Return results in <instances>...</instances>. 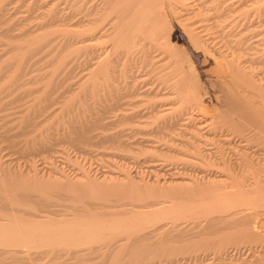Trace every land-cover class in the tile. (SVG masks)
<instances>
[{
  "label": "rangeland",
  "instance_id": "374dc122",
  "mask_svg": "<svg viewBox=\"0 0 264 264\" xmlns=\"http://www.w3.org/2000/svg\"><path fill=\"white\" fill-rule=\"evenodd\" d=\"M19 1V2H18ZM24 1V2H23ZM68 1V2H67ZM74 1H75V3H74ZM84 1V2H83ZM92 1V2H91ZM100 1H101V3H100ZM107 2V1H105V0H77V2H76V0H7V1H5V0H0V9H3L4 10V12L6 13H4V12H1L2 14L1 15H3V16H0L1 17V20L2 19H5V20H2V21H0L1 22V25H0V65L2 66H0L1 68H0V74H1V76L6 72L7 73V75H6V77H5V75L0 79V88L3 90V89H6L5 90V92L4 91H1V89H0V91L2 92V93H4L3 94V96H2V93L0 94V102L1 101H3V100H6L7 98V100L6 101H4V102H1V105H0V118H1V120H0V133H2V134H0V180H4V181H0V187L1 188H3V189H1L0 188V191L2 190H5L6 188H8L9 190H10V188H11V190L9 191V190H7L8 191V193H11V194H9V195H12V193L15 191V193L16 192H25V193H27L28 194V192H29V194H28V196H30L31 197V195L30 194H32L33 196H36L37 198H39V196L40 197H42L43 199H46L47 198V200H53L54 201V199L53 198H55V196H59L58 198H55V200H57V199H59V200H57L56 201V203L57 204H55V202H54V204L52 205V206H50V207H48V208H44V210L46 211V213L44 212H42L41 213V211L38 213V211L39 210H37V212L35 213V211L36 210H34V209H31V208H28L27 209V207H22V209H21V211L19 212V213H17L18 215H21L22 214V212L25 214H22V215H24L25 217H31V215H38V214H42V215H49V217L50 216H52V218H60V217H64V216H67V217H69L70 215H72V216H74L75 214H76V216H80V217H94V218H101L103 215V217L104 218H108L107 216H109L111 213H112V211L114 212V214L116 215V214H119V212L121 213V214H127L128 212H129V210H132V211H138V208L137 207H135V205H136V203H141L142 201L143 202H145V200L147 201V198L149 197L150 199H148L149 201H153V195L156 193V191L157 190H159V188H162L163 186H165V187H163L165 190H167V188H168V190H171V188H170V186H173V188H176V187H178V186H175V184H168V183H166V184H160L161 182H156L155 183V177L156 176H154V173L156 172V175H158V177H168V175L169 174H167L168 172L170 173H174V172H177L179 175H186V173L188 174V172H192V170H194L193 169V167H191L190 166V164L191 163H188L189 164V166H187V165H184L183 163L185 162V164L187 163L186 162V160L184 161V157L186 156L185 154H184V152H182V151H184L183 150V148L184 147H182V143L184 142V139L186 140V137H187V139H188V137L192 134L191 132L193 131V128H192V130L190 129V127H189V129H190V131L188 130V128H187V130L189 131V132H187L186 133V127H188V125L187 124H189L188 122H189V120H192V119H189L188 121L187 120H185V121H183V120H180V121H178V123L176 122L175 124L177 125V126H175V124H172V125H170L169 124V122L167 121V119L169 118V114H171V112H173V114H174V112H176L177 113V111L178 110H180V111H182L183 110V108H181L180 109V107H182V106H184L183 104L184 103H182V105L180 104L181 102H180V100H178V97L180 98V96H178V95H176L175 93H171L172 92V89H168V88H166L165 89V86H168L167 84L169 83V82H165L166 84H164V85H162V87H161V85H158V84H156V83H158L159 81H161V78H160V72L162 71V72H164V71H166V70H162L161 68L163 67V66H167V64H168V62H170V60H169V58L168 57H166L167 56V54H166V52L164 51V48H162L163 46H162V44H161V39H159V35H155V33L153 34V42L154 43H150L149 42V44H147L146 46H141V45H137L136 46V48H135V52H137V51H139L141 54L143 53L144 54V52H146L145 54H144V57L143 56H141V54L139 53V52H137V53H134V55L132 56V65H131V63L129 64L128 62H125V64H126V68H128L129 70H127V72L128 71H131L130 72V74L129 73H127L126 72V68L124 67L125 65L124 64H121V65H119V64H117V65H115V69L117 70H115L114 68V70L113 71H111V74L110 75H113V74H115V75H113V77L112 76H110V75H108V80L110 81H108V80H106V79H103V81H105V82H108V84H105V83H102V81H101V79L102 78H106V76H102L101 77V79L100 78H98V79H100V80H98V81H95V80H91V78H92V74H90V73H93V72H91V70H94V67H95V70L97 69L96 67L98 66V65H96V59H93V60H91L90 59V52H91V48L93 47V49H94V47L96 48V46H98V48H96V49H101V51H97L96 49V51H97V53L98 54H96L95 52H94V54L95 55H99V54H101L102 52H103V49L106 47V46H108L110 43H111V41H109L110 39L109 38H107V37H101V39L102 40H100L99 38L97 39V40H95V42H98L99 44H95L94 42H90V45H87V47H89V48H84L83 47V49H85V51H83L84 53H86L87 51H89V52H87V54L85 55L83 52H82V48H80L81 49V51H80V49L78 48V50H79V52L77 51V49H76V51L79 53L78 55H77V52L74 50L73 51V49H71V51H69L70 50V48L72 47V45H71V43L69 42L70 41V37L69 36H72V34L70 35V29H71V27H74V28H76L78 25H80V24H78V23H82L83 24V22H84V24H85V22H86V20H88V18H89V20H90V18H92L93 17V15L94 14H97V13H94L96 10H94V9H92V7H94V8H99L100 6H103L104 7V5H103V2ZM247 1V2H246ZM252 1V2H251ZM257 1V2H256ZM6 2H8V3H6ZM31 2V3H30ZM39 4H38V3ZM86 2V3H85ZM221 2H223V3H221ZM230 2V3H229ZM239 4H238V3ZM263 2V3H262ZM15 3V4H14ZM104 3V4H105ZM220 3V4H219ZM236 3V4H235ZM250 3V4H249ZM8 5V8H7V5ZM56 4H57V6H56ZM74 4V5H73ZM101 4V5H100ZM177 4V5H176ZM175 5H174V13H172V14H175L176 12V16L175 15H172L171 14V12L170 13H168L167 14V19H168V21L170 22V26H172V28L170 27V39H171V41L173 42V43H175V44H177V45H179V46H181L182 48H184L183 46H185V51H187V52H189L188 54H189V56H190V60H192L193 61V66H194V68H192L193 70L192 71H194L193 73H194V75H198V76H195L197 79L199 78V83H201L203 86V90L205 91V93H207L206 94V96H204V98L206 97L207 98V95H208V98L205 100H203V99H200L199 100V98L197 99V104H199V106L197 107V105H196V107H193V108H190V110H188L186 107H184V108H186L187 109V111H186V109L185 110H183V113H185V112H187V114L185 113L184 115H183V118L184 117H187L186 115H188V111L190 112V114H191V116L193 117H195V116H198V117H200V119H202V120H200L199 118H197V120L195 119V121H198L199 120V122L200 121H202V122H208L210 119H212L213 120V118H214V120L217 118V116H216V109H217V107L218 106H220V104H221V102H222V104H224V102L222 101L223 100V96H222V94L226 91V84H229L230 86H231V80H229V79H231L230 78V75H229V72H227V70H226V67L224 66V62L222 61L223 59H217V58H214V56H212L211 55V53H205L204 52V50H203V48H198V46L196 47V46H192L191 47V43H189L188 41V38H187V35H185L186 33H185V31H183L182 30V24L184 23V24H187L188 25V23H190L189 25H192L191 27H197V29H198V27H200L198 30H204V32H206V30H207V32L209 33V35H210V43L207 41L206 43H207V46H208V48H209V46H210V48L209 49H211V52H212V54L213 53H216V55H217V53H218V51H216V49L218 50V49H220L221 51L220 52H222V50L224 49V48H226V47H224V45H223V43L222 42H224V44H228L227 45V47H230V46H232V48H234V47H236L235 49H233L234 51L233 52H231V54H229L227 51H228V49L226 48V49H224L223 51H224V53H226L228 56L230 55V56H237L236 58H238V55H241L240 56V58H238V59H240V61H242L243 59L242 58H244V60L245 59H252V58H255L256 60L258 59V57H260L255 63H257V64H252V68L253 69H251L252 71H254V69H255V71H254V73H259V75H260V77H262L263 78V80H264V0H179V3H176ZM213 4V5H212ZM217 4H218V6H217ZM222 4V5H221ZM260 4V5H259ZM263 4V5H262ZM39 5V6H38ZM65 5V6H64ZM80 5H81V7H80ZM100 5V6H99ZM106 5V4H105ZM123 4H120V6H122ZM219 5H221V6H219ZM226 5H228V6H226ZM231 5V6H230ZM258 5V6H257ZM4 6H6V8L4 9ZM15 6V7H14ZM53 6V7H52ZM60 6H61V8H60ZM80 8V10H79V8ZM91 6V7H90ZM95 6H98V7H95ZM109 6V5H108ZM124 6V5H123ZM119 7L120 9H125L126 7L124 6V7ZM200 6V7H199ZM226 6V7H225ZM230 6V7H229ZM245 6V7H244ZM255 8H254V7ZM259 6H260V8H259ZM51 7V8H50ZM58 7V8H57ZM78 9H77V8ZM85 7H87V8H85ZM90 7V8H89ZM117 6L114 8V9H118L119 10V8H118ZM220 7V8H219ZM243 7V8H242ZM54 8V9H53ZM58 9V15H57V12H55V11H57V9ZM60 8V9H59ZM63 8V9H62ZM89 8V9H88ZM218 8L221 10V12H223L224 11V13L222 14L221 12H220V10H218ZM11 9V10H10ZM52 10V12H50L51 10ZM62 9V10H61ZM69 9V10H68ZM214 9V10H213ZM253 9V10H252ZM71 10V11H70ZM87 12H86V11ZM91 10L93 11V12H91ZM108 10V9H107ZM116 10L114 11V12H111L109 15L111 16L110 17V19H112V20H105V23L107 24H111V25H114V24H119V22H120V20H119V17H120V19H121V16H122V13L119 11V12H116ZM117 10V11H118ZM207 10V11H206ZM212 10V11H211ZM240 10V11H239ZM46 11V12H45ZM83 11V12H82ZM89 11L91 12L90 14H92V13H94V14H92V17H90V14L88 15V13H89ZM198 13H197V12ZM219 11V12H218ZM50 12V13H49ZM62 12V13H61ZM81 13L80 15H78V14H76V13ZM232 12V13H231ZM241 12H243L242 14H241ZM252 14H251V13ZM254 12V13H253ZM259 12H261V13H259ZM59 13H61V15L63 14V16H67L66 18H67V20H66V18H63V16H61V15H59ZM201 13V14H200ZM238 13H240V14H238ZM45 14V15H44ZM67 14V15H66ZM71 14H73V15H71ZM75 14V15H74ZM85 14V15H84ZM171 14V15H170ZM219 14H222V16L220 15L219 16ZM225 14V15H224ZM229 16H228V15ZM52 15V16H51ZM53 15H56V21H55V19H54V16ZM77 15L79 16V17H77ZM108 15V16H109ZM116 16V18H114V17H112V16ZM215 17H214V16ZM217 15H218V17H217ZM259 15V16H258ZM262 15V16H261ZM32 16V17H31ZM34 16V17H33ZM60 18V22H61V25L59 24V22L57 23V20L59 21V19H58V17ZM69 16H70V20L73 22H70L69 23ZM86 18H85V17ZM89 16V17H88ZM95 16H97V15H95ZM94 16V17H95ZM172 16H174V17H172V19H171V17ZM261 16V17H260ZM43 17V18H42ZM45 17V18H44ZM83 17V18H82ZM180 17V18H179ZM241 17V18H240ZM259 17V18H258ZM28 18V19H27ZM32 18V19H31ZM86 19V20H83V19ZM113 18H114V20H113ZM187 18V19H186ZM216 18V19H215ZM224 18V20H222ZM225 18H226V20H225ZM238 18V19H237ZM243 18V19H242ZM41 19H43V20H41ZM51 20V22H55V23H51V25L53 24V29L54 28H58V27H61V26H63L64 27V24L66 23L67 25H68V23H69V27L71 26V25H73V26H71L70 27V29L68 30V29H64V31L65 30H67V31H70L69 33H67V31H66V33L67 34H69V36H67V34H66V36L67 37H69V38H67L66 36H64V38L65 39H61V37L63 36V35H65L64 33H60V31H58V33L57 32H54L53 31V29H50V30H46V28H44L45 30H43V26L44 27H46L47 26V28H51V26H50V24H49V22H50V20ZM62 19H63V22H62ZM65 19V20H64ZM73 19V20H72ZM82 19V20H81ZM118 20V21H116V20ZM231 19V20H230ZM185 20H187V21H185ZM228 20V21H227ZM230 20V21H229ZM246 20V21H245ZM4 21V22H3ZM49 21V22H48ZM80 21V22H79ZM184 21V22H183ZM219 21H221L220 23H219ZM240 21V22H239ZM243 21V22H242ZM65 22V23H64ZM76 22H78L77 24L78 25H74ZM231 24H230V23ZM3 23V24H2ZM63 23V24H62ZM72 23V24H71ZM88 21H87V25H88ZM193 23V24H192ZM212 23V24H211ZM232 23H233V25H232ZM257 23V24H256ZM46 24V25H45ZM71 24V25H70ZM83 24V25H84ZM107 24V25H108ZM109 24V25H110ZM217 24H219V25H217ZM237 24H239L238 26H237ZM251 24V25H250ZM50 27H49V26ZM55 25V26H54ZM57 25V26H56ZM67 25H65L66 26V28H67ZM200 25V26H199ZM210 25V26H209ZM217 25V26H216ZM220 25H223V26H220ZM225 25H227V26H225ZM229 25V26H228ZM250 25V26H249ZM263 25V26H262ZM10 26V27H9ZM202 26H204V27H202ZM225 26V27H224ZM231 26V27H230ZM236 26H237V28H236ZM242 26V27H241ZM253 26V27H252ZM23 27V28H22ZM81 27V26H80ZM202 27V28H201ZM220 29H219V28ZM233 27V28H232ZM74 28L73 29H71L73 32H74ZM77 28H79V26L77 27ZM82 28V27H81ZM208 28V29H207ZM212 28V29H211ZM256 29V31H254V29ZM4 29H11V31H9L8 30V32L7 31H5ZM21 29V30H20ZM25 29L27 30V33H29V32H31V30L33 31V32H35L36 30H37V35L36 34H34L33 32V35H36V37L35 36H33V35H31L32 33H30L28 36L27 35H24L23 36V34H24V32H25ZM30 29V30H29ZM34 29V30H33ZM59 29V28H58ZM217 29H218V32H217ZM239 29H241L240 31H239ZM242 29H244V30H242ZM24 30V31H23ZM29 30V31H28ZM59 30H61V28L59 29ZM76 30V29H75ZM220 30H223V31H225V32H223V34H225V35H227V36H225V38H224V35H221V32H220ZM227 30V31H226ZM229 30H230V32L231 33H228L227 34V32H229ZM237 30H238V32H240V33H238L237 32ZM4 31H5V34H4ZM18 31H20V32H22L21 34H20V32H18ZM43 31H46V34L43 36V34H42V36L43 37H47V38H51L50 36H52V38L51 39H49V40H47L46 39V37H45V39L43 40V38H42V36H41V38H40V36L39 35H41V34H38V32L40 33H42ZM47 31H49V33L47 32ZM62 31V30H61ZM63 31V32H64ZM77 31H78V29H77ZM154 31V30H153ZM216 31V32H215ZM258 31L260 32V33H258ZM3 32V35L1 34ZM7 32V33H6ZM13 32V34L11 35V33ZM184 32V33H183ZM237 32V33H236ZM18 33H19V35H21L22 37H19V35H18ZM27 33H25V34H27ZM43 33H45V32H43ZM54 33H55V36L57 37V39L54 37ZM72 33V32H71ZM74 33H76V31L74 32ZM203 33V32H202ZM208 33H204V34H206V36H209L208 35ZM247 33H249V34H247ZM9 34V35H8ZM14 34H16V37H15V35ZM59 34H61L62 36H60ZM184 34V35H183ZM217 34V35H216ZM220 34V35H219ZM242 34V35H241ZM47 35H49V36H47ZM73 35H75V34H73ZM215 35V36H214ZM230 35H232V36H234V37H232V36H230ZM240 35V36H239ZM245 35V36H244ZM248 35L250 36V37H248ZM12 36H13V38L15 37L16 39H18L19 40V42L22 44V45H20V43H13V41L11 42V38H12ZM33 37V38H36L38 41H41L42 43H44L45 42V40H47L48 41V43L50 42V40H52L53 39V37H54V40H57V41H54V40H52V42H50L51 44H49V45H51L50 47H49V45H47L46 46V44L44 45H40V43H39V45L37 44V40H35V39H33V40H35V41H33L32 39H30L29 40V38L30 37ZM156 36H158L157 37V39H154V38H156ZM183 36H186V37H183ZM223 37V38H221V37ZM241 36H243L242 38H240ZM254 36V37H253ZM256 36V37H255ZM40 38V40H39V38ZM213 37L215 38V39H213ZM219 37V39H217ZM239 37V38H238ZM258 37V38H257ZM22 38V39H21ZM24 38V39H23ZM63 38V37H62ZM211 38H212V40H211ZM229 38H230V40L231 41H234L233 43L230 41L229 42ZM240 39V40H237V42L235 41L236 39ZM27 40V41H32V42H35L34 44H31V43H27L26 41H24V40ZM60 39H61V43L63 42V41H66V39H69V41H68V44L66 45V44H64L65 42H63V45L62 44H60L59 45V43H60ZM72 39H73V36H72ZM71 39V40H72ZM103 39H105V41L103 42ZM244 39V40H243ZM253 39V41H251ZM13 40H15V39H13ZM20 40H22V41H24V42H21ZM43 40V41H42ZM63 40V41H62ZM156 40H158L160 43H158V42H156ZM217 40V41H216ZM243 40V41H242ZM94 41V40H93ZM248 41H249V44H248ZM251 41V42H250ZM254 41H256V44H255V42ZM15 42V41H14ZM67 42V41H66ZM103 42V43H102ZM188 42V43H187ZM214 43L215 42V44H216V42H217V48H216V45H213L212 46V43ZM221 42V43H220ZM227 42V43H226ZM47 43V44H48ZM58 44V45H56V44ZM72 43H73V41H72ZM107 43V44H106ZM143 43H145V41L143 42ZM148 43V42H147ZM156 43V44H155ZM240 43V44H239ZM243 43V44H242ZM7 44V45H6ZM31 44V45H30ZM36 44L38 45V47H36ZM55 44V45H54ZM74 44H77V43H73V45ZM79 44V43H78ZM93 44L95 45V46H93ZM102 44H104V45H102ZM158 44V45H157ZM188 44V45H187ZM208 44H210V45H208ZM219 44H222L223 46H220V47H222V48H220L218 45ZM238 44V45H237ZM258 44V45H257ZM4 45V46H3ZM12 45L13 46H15V48L16 49H11L12 48ZM53 45H54V47H53ZM62 45V46H61ZM92 45V47L90 48V46ZM101 45V46H100ZM233 45H235V46H233ZM254 46V50H250V49H252V48H249V50H248V46ZM42 47L41 49L39 48V47ZM44 46V47H43ZM68 46H71V47H69V48H67V50H66V47H68ZM75 46V45H74ZM80 46V45H79ZM78 46V47H79ZM83 45L81 44V47H82ZM105 46V47H104ZM151 46V47H150ZM153 46V47H152ZM158 46H159V49H158ZM226 46V45H225ZM242 46V47H241ZM258 47V49H256L257 47ZM9 47H11V48H9ZM25 47L26 48H28L27 50H28V52H29V49L31 48V50H32V48L34 49V50H37V52H35L34 50H32L31 51V53L34 55L32 58H31V53L29 52L28 54H30V55H27V51L25 50ZM46 47V48H45ZM51 47H53V48H51ZM64 47V48H63ZM75 47H77V45L75 46ZM101 47V48H100ZM161 47V48H160ZM214 47V48H213ZM219 47V48H218ZM238 47V48H237ZM242 49V51L243 52H241V49ZM243 47H245L244 49H243ZM256 47V48H255ZM21 49V52H22V54L20 53V55H19V51H20V49ZM38 48V49H37ZM51 48V49H50ZM73 48V47H72ZM144 48V49H143ZM147 48V49H146ZM150 48V49H149ZM216 48V49H215ZM18 49H19V51H18ZM45 49H48V50H45ZM61 49H63V50H61ZM65 49V50H64ZM69 49V50H68ZM138 49H143L144 50V52H142V50H138ZM146 49V50H145ZM193 49V50H192ZM196 49H198L197 51H196ZM200 49V50H199ZM10 50V51H9ZM13 50V51H12ZM26 52H25V51ZM39 50V51H38ZM44 50V51H43ZM53 52H51V51ZM152 51V52H150V51ZM192 50V51H191ZM203 50V51H202ZM214 50V51H213ZM225 50H227V51H225ZM229 50H231V49H229ZM238 50H239V53L241 52L242 54H238L237 52H238ZM3 51V52H2ZM42 51V52H41ZM48 53H47V52ZM60 51V52H62V54L61 55H63L62 57L64 58V56H66L67 58H65V60H62V61H60L61 63L60 64H62V63H64L63 61H65V62H67L66 64H63V65H61L62 67H60V65L59 66H56V67H60V69L57 71V73L58 74H56V73H53V72H50V70L52 71L53 70V66H55V65H57V63H59V60H60V58L59 57H57L58 55L57 54H59L60 55V52L58 53V52ZM68 51V52H67ZM93 51V50H92ZM149 51V53L147 54V52ZM191 51V52H190ZM196 51V52H195ZM35 52V53H34ZM70 52V56H69V54H67V53H69ZM74 52H76L75 54H74ZM82 54H81V53ZM202 52H204V53H202ZM12 53V54H11ZM18 53V54H17ZM37 53H39V54H37ZM45 53V54H44ZM47 53V54H46ZM64 53H66V55H64ZM151 53H153V56H152V54ZM223 53V52H222ZM256 54L257 53V55L256 56H252V55H249V54ZM259 53V54H258ZM17 54V55H16ZM44 54V55H43ZM49 54V55H48ZM74 56H73V55ZM81 54V55H80ZM94 54H91V55H93L94 56ZM136 54V55H135ZM147 54V55H146ZM161 54V55H160ZM219 54V53H218ZM19 55V56H18ZM46 55V56H45ZM61 55H60V57H61ZM78 56V57H76V56ZM89 55V56H88ZM101 55H103V54H101ZM101 55H99L100 57H101ZM209 55V56H208ZM243 55V56H242ZM15 57V59H13L12 57ZM21 56V57H20ZM22 56L23 57H25V56H28L29 57V59H27L26 61H25V59L26 58H28V57H26L25 59L24 58H22ZM36 56V57H35ZM43 56V57H42ZM49 56V57H48ZM83 56H85L84 58H83ZM86 56H88V57H86ZM92 56V58H94ZM98 56V57H99ZM198 56V57H197ZM258 56V57H257ZM8 59H6V58ZM9 57V58H8ZM48 57V58H47ZM54 57H55V59H54ZM62 57H61V59H62ZM68 57H69V59H68ZM75 57V58H74ZM81 57V58H80ZM135 57H136V59H135ZM138 57H141V58H138ZM145 57H147V59L145 58ZM151 57H152V59H151ZM161 57V58H160ZM17 58L19 59L18 61V63L21 65V66H19V64L17 63ZM47 58V59H46ZM50 58V59H49ZM70 58H72V59H70ZM96 58V57H95ZM152 60H150V59ZM22 59V60H21ZM34 59H37V60H34ZM41 59V60H40ZM43 59H44V61H43ZM52 59V62H53V64L52 63H49L50 61L49 60H51ZM67 59H68V61H67ZM146 59V60H145ZM156 59V60H155ZM24 60V63H22V61ZM31 60H32V62H31ZM38 60H40V62L38 61ZM69 60H71V61H69ZM73 60V61H72ZM88 60H89V62H88ZM98 60V59H97ZM125 60V59H124ZM142 60V62H140ZM147 60H148V62L150 61V64L149 63H147ZM169 60V61H168ZM263 60V61H262ZM14 63H13V62ZM27 61H29V63L27 62ZM37 61H38V63H37ZM49 61V62H48ZM84 61V62H83ZM88 62V64H87V62ZM122 61V60H121ZM121 61H120V63H121ZM126 61V60H125ZM144 61V62H143ZM26 62V63H25ZM37 64H36V63ZM43 62V63H42ZM74 62V63H73ZM80 62V63H79ZM84 63V65H82L83 63ZM91 62H93V63H91ZM136 62V63H135ZM158 62L161 64H158ZM30 63H32V65H34V66H32ZM72 63H73V65H72ZM141 63V64H140ZM145 63V64H144ZM248 62H244V63H241V64H243V65H246ZM10 64H12L10 67H9V65ZM18 64V65H17ZM25 64H26V66H25ZM43 64H45V65H43ZM68 64V65H67ZM128 64V65H127ZM146 64H147V66H146ZM251 64V63H250ZM17 65V66H16ZM29 65V66H28ZM38 65V66H37ZM44 66V68H45V71H44V68L42 67V66ZM64 65H65V67L66 68H64ZM67 65V66H66ZM71 65V66H70ZM82 65V66H81ZM88 65H90V66H88ZM93 66V69H92V66ZM96 65V66H95ZM122 65H123V67H122ZM129 65H131V66H133L132 67V69H131V67L129 66ZM137 65V66H136ZM249 65V64H248ZM3 66H6V68L5 67H3ZM16 66V67H15ZM25 66V67H24ZM31 66V67H30ZM68 66H69V68H68ZM120 66L122 67V68H120ZM128 66V67H127ZM156 66H158V67H161V68H159V69H157L158 67H156ZM192 66V67H193ZM247 66V65H246ZM21 67H22V69H21ZM37 69H40V70H35V68ZM39 67H41V68H39ZM47 67H48V69H49V71L48 70H46L47 69ZM55 67V69L53 70L54 72H56L55 70L57 69ZM32 68V69H31ZM77 68V69H76ZM80 68V69H79ZM124 68V69H123ZM136 70V71H138V72H135L134 71V69ZM152 68V69H151ZM163 68V69H164ZM9 69H11V74H10V71H8ZM66 71H65V70ZM122 69L124 70V71H122ZM7 70V71H6ZM32 71V73H30L31 71ZM62 72H61V71ZM118 70H119V72H118ZM232 70H233V67H232ZM21 71V72H20ZM22 71H23V73H22ZM27 71V72H26ZM14 72H15V75H14ZM24 72H26L25 74H24ZM33 72H34V74H33ZM83 72V73H82ZM114 72V73H113ZM148 72V73H147ZM157 72V73H156ZM239 72V71H238ZM238 72H237V74H238ZM262 72V73H261ZM3 73V74H2ZM21 73H22V77L23 78H21V77H19L20 75H21ZM42 73V74H41ZM88 73L90 74V77L91 78H89L88 76ZM119 73H121V74H119ZM125 73H127V74H125ZM197 73V74H196ZM19 74V76H16V75H18ZM31 74H32V76H31ZM126 75V78H125V76L124 75ZM129 74V75H128ZM131 74H133V75H131ZM136 74V76H134ZM159 74V75H158ZM237 74H235V76L233 75V81L234 82H238V83H241V85L243 84V80H242V78H239V75H237ZM262 74V75H261ZM45 76L44 78L45 79H43L42 77L43 76ZM49 75H50V78H49ZM58 75H60V76H58ZM83 75V76H82ZM156 75H158V76H156ZM237 75V76H236ZM0 76V77H1ZM12 76L14 77V79L16 80H14L13 78H12ZM16 76V77H15ZM28 76V77H27ZM31 77V79H30V77ZM39 76V77H38ZM48 76V77H47ZM78 76V77H77ZM81 76V77H80ZM156 76V77H155ZM12 79H11V78ZM110 77V78H109ZM121 77V78H120ZM128 77V78H127ZM136 77V78H135ZM157 77H159L158 79H159V81H158V79H157ZM4 78V79H3ZM8 78H10L11 80H13V81H11V80H9L8 81V83L7 84H5V85H2L3 84V82H4V80L5 81H7V79ZM24 78L26 79V78H29V79H26V80H24ZM33 78V79H32ZM34 78H36L35 80H34ZM91 80V81H95L96 82V84H95V82L94 83H91V81L89 80V79ZM123 78V79H122ZM147 78V79H146ZM151 78V79H150ZM2 79H3V82H2ZM41 79V80H40ZM52 79H53V81H52ZM83 81H82V80ZM86 79V80H85ZM115 79V80H114ZM122 79V80H121ZM127 79V80H126ZM130 79V80H129ZM137 79V80H136ZM21 82H20V81ZM34 80V81H33ZM40 80V81H39ZM57 80H59V81H57ZM68 80V81H67ZM70 80V81H69ZM72 80V81H71ZM114 80V81H113ZM124 80H126V81H124ZM154 80V81H153ZM222 80H224V82H222ZM242 80V81H241ZM18 81H19V83H18ZM35 81H37L38 82V84L39 83H41L39 86L37 85V82H35ZM45 81H46V83H45ZM101 81V82H100ZM112 81V82H111ZM2 82V83H1ZM10 82H11V84L13 83V82H15V83H13V86L10 84ZM16 82H17V84H16ZM23 82V83H22ZM34 82L36 83V84H34ZM146 82V83H145ZM148 82V83H147ZM162 83H164L163 81H161ZM161 82H159V84H161ZM171 82V81H170ZM222 82V83H221ZM227 82H230V83H227ZM4 83H6V82H4ZM42 83H44V85L46 86H44V85H42ZM50 83V84H49ZM83 83V84H82ZM90 83V84H89ZM100 83V84H99ZM118 83V84H117ZM127 84V86H126V84ZM130 83H132L131 85H130ZM135 83V84H134ZM143 83H145V85L143 84ZM224 83H225V85H224ZM17 85L16 87H15V85ZM22 84V85H21ZM26 84V86H24V87H27L26 89H23V85H25ZM28 84V85H27ZM31 84L34 86L35 85V88H33V86H31ZM48 84H49V86H48ZM76 84V85H75ZM99 84V85H98ZM223 84V85H222ZM237 84V83H236ZM8 85H10V87L9 88H6V87H8ZM42 85V86H41ZM81 85V86H80ZM95 85V86H94ZM107 85H109V86H107ZM132 87H130V86ZM132 85H134V86H132ZM137 85V86H136ZM139 85V86H138ZM143 85V86H142ZM228 85V86H229ZM2 86H4V87H2ZM19 86V87H18ZM20 86H21V88H20ZM38 86V87H37ZM51 86V87H50ZM57 86V87H56ZM97 86V88L98 89H100L99 91H96V90H98V89H96L95 87ZM102 86H103V89H102ZM106 86V87H105ZM113 86V87H112ZM142 86V88H140ZM158 86V88L160 87V88H163L162 90L163 91H161V89L159 88V91L157 90V91H155L156 92V94L155 93H153L154 92V90H156L157 88H155V87H157ZM204 86H205V88H204ZM13 87V88H12ZM15 87V88H14ZM49 89H48V88ZM56 87V88H55ZM80 87V88H79ZM94 87V88H93ZM129 87V89H127ZM138 89H137V88ZM29 88H31V90L29 89ZM36 88H40V89H36ZM43 88V89H42ZM44 88H46V89H44ZM52 88V89H51ZM111 88V89H110ZM112 88H114L115 90H114V92H113V89ZM136 88V89H135ZM147 88H148V90H147ZM228 88V87H227ZM14 89H15V91H14ZM17 89L19 90V92H21V93H18V94H15L14 95V93L16 92H18L17 91ZM28 89V91H26ZM48 89V91L46 92V90ZM75 89V90H74ZM77 89H78V93L76 92L77 91ZM86 89V90H85ZM95 89V90H94ZM105 89V90H104ZM107 89V90H106ZM136 91H135V90ZM223 89H224V92H223ZM11 90V91H10ZM25 92H24V91ZM30 90V91H29ZM35 90V91H34ZM53 90V91H52ZM73 90V91H72ZM147 90V91H146ZM9 91V93H6V92H8ZM31 91L33 92V93H31ZM37 91V92H36ZM103 91H104V93H103ZM120 91V92H119ZM124 91H125V93H124ZM133 91H135V92H133ZM141 91V92H140ZM145 91V92H144ZM170 91V92H169ZM11 92H13V93H11ZM42 92H44L43 93V95L45 96H43L41 93ZM109 92V93H108ZM163 92V93H162ZM11 93V94H10ZM40 93V94H39ZM54 93V94H53ZM158 93H160L161 95H159ZM165 93V94H164ZM169 93H171V94H169ZM13 94V95H12ZM22 94V95H21ZM23 94H25L24 95V97H23ZM27 94V95H26ZM30 94V95H29ZM38 94L39 95H41L40 96V98L38 97ZM52 94V95H51ZM146 94V95H145ZM150 94V95H149ZM158 94V95H157ZM19 95V97L16 99V97ZM34 95H36V96H34ZM73 95V96H72ZM118 95V96H117ZM163 95V96H162ZM168 95V96H167ZM221 95V96H220ZM8 96H10V97H8ZM12 96V97H11ZM21 96L24 98L23 100H22V98H21ZM27 96V97H26ZM48 96V97H47ZM50 96V97H49ZM51 96L53 97L52 99H50L51 98ZM117 98H116V97ZM160 96V97H159ZM203 96H202V98H203ZM37 97H38V99H39V101L37 100ZM68 97V98H67ZM80 97H83V98H80ZM115 97V98H114ZM148 97V98H147ZM171 97V99H169ZM200 98H201V96H199ZM222 97V98H221ZM11 98H13V99H11ZM21 98V101L19 100ZM45 98V99H44ZM90 98V99H89ZM112 98V99H111ZM161 98V99H160ZM210 98V100H208ZM2 99V100H1ZM33 99V100H32ZM35 99V100H34ZM40 99L42 100L41 102H40ZM50 99V100H49ZM82 100V102H81V100ZM108 99V100H107ZM168 101H167V100ZM219 99V100H218ZM221 99V100H220ZM25 100V101H24ZM26 100H27V102H26ZM46 100V101H45ZM49 100V101H48ZM73 100V101H72ZM99 100H101V101H99ZM109 100H111V101H109ZM174 100V101H173ZM14 101V103H12ZM17 101H19V102H17ZM36 101V102H35ZM84 101V102H83ZM99 101V102H98ZM106 101V102H105ZM109 101V102H108ZM172 102L173 101V106H170L171 108H172V110H171V112H170V110H168V111H166L168 114H167V116L166 115H164V114H166L165 113V111H161L162 110V108H163V106H164V108H166V107H168L169 105H170V103L169 102ZM176 101V102H175ZM200 101V102H199ZM9 102H11V104L9 103ZM17 102V103H16ZM24 102V104H23V106L21 105L22 103ZM36 104L37 102L39 103H37L36 105H34V103ZM52 102V103H51ZM54 102V103H53ZM91 102V103H90ZM103 102V103H102ZM108 102V103H107ZM179 102V103H178ZM219 102V103H218ZM2 103H4L3 105L4 106H2ZM21 103V104H20ZM26 103V104H25ZM70 103V104H69ZM72 103V104H71ZM78 103H80V104H78ZM101 103V104H100ZM106 104V106L105 105H103V104ZM164 103H165V105L167 104V103H169L166 107H165V105H164ZM18 104H19V106H18ZM42 106H41V105ZM47 104V105H46ZM68 105V106H64V105ZM96 104V105H95ZM109 104V105H108ZM155 104V105H154ZM160 104H163V106L160 108ZM180 104V105H179ZM221 104V105H222ZM8 105V106H7ZM11 105H13V107H14V105H15V108H13ZM27 105V106H26ZM31 105V107H29ZM51 105V106H50ZM70 105V106H69ZM71 105H72V107H71ZM100 105V106H99ZM108 105V106H107ZM113 106V105H115V107L113 106V107H110L109 108V106ZM135 105V106H134ZM152 105V106H151ZM17 106V107H16ZM26 106V108H24ZM34 106H36V109H35V107ZM53 106V107H52ZM80 106V107H79ZM91 106V107H90ZM99 106V107H98ZM176 106V107H175ZM178 106H180L179 107V109H177V107ZM186 106V105H185ZM10 107V108H9ZM12 107V108H11ZM39 107V108H38ZM61 108V107H63V108H61V109H57L56 110V108ZM65 107H66V110H63V109H65ZM71 107V108H70ZM88 107V108H87ZM101 107V108H100ZM28 108H31L33 111L34 110H36V114L31 110V109H29L28 110ZM67 108H70V110H71V113L69 112L70 110L69 109H67ZM84 108H85V110H84ZM87 108V109H86ZM94 108V109H93ZM104 108H106L105 109V111H103L104 110ZM112 108V109H111ZM154 108V109H153ZM163 108V109H164ZM177 110H175V109ZM4 109V110H3ZM5 109H7V110H5ZM19 109V110H18ZM53 109V111H51ZM102 109V110H101ZM109 109V110H108ZM191 109H193L192 111H191ZM16 110V111H15ZM20 110H21V112H20ZM39 110V111H38ZM41 110V111H40ZM61 110H63L64 112H59V111H61ZM90 110V111H89ZM97 110V111H96ZM107 110H108V112H107ZM155 110V111H154ZM158 110V111H157ZM165 110V109H164ZM26 111V113L25 114H22V113H24ZM30 111V113H28ZM31 111L33 112V113H31ZM48 111V112H47ZM76 111V112H75ZM81 111H83V113H84V115H83V113L81 112ZM88 111V112H87ZM102 111V112H101ZM110 111V112H109ZM138 112V115H137V112ZM146 111V112H145ZM185 111V112H184ZM12 112H13V114H14V116H13V114H12ZM97 112H99V114H97ZM102 114H101V113ZM105 112V113H104ZM156 112V113H155ZM163 112H164V114H163ZM179 112V111H178ZM192 112V113H191ZM7 115H6V114ZM10 113V114H9ZM16 113V114H15ZM55 113H56V115H55ZM86 113H89V114H86ZM120 115H119V114ZM9 114V115H8ZM31 115V116H29V117H34L33 119L34 120H36V121H34V120H32V118H30L29 119V121H28V118L29 117H27V115ZM35 114V115H34ZM40 114H42V115H40ZM46 114V115H45ZM47 114H50V116L48 117L47 116ZM73 114V115H72ZM75 114V115H74ZM81 114H82V116H81ZM86 114V115H85ZM93 114H94V116H93ZM100 114H101V116H100ZM105 114V115H104ZM110 114V115H109ZM133 114H134V116H133ZM156 114V115H155ZM159 114V115H158ZM12 115V116H11ZM16 115V116H15ZM60 115V116H59ZM66 115H68V116H66ZM97 115V116H96ZM136 115V116H135ZM11 116V117H10ZM19 116V117H18ZM23 116V117H22ZM45 116H46V118H45ZM57 116V117H56ZM63 116V117H62ZM65 116V117H64ZM86 116H88V117H86ZM112 116V117H111ZM121 116V117H120ZM138 116V117H137ZM141 116V117H140ZM202 116V117H201ZM215 116V117H214ZM2 117L4 118V119H2ZM26 117H27V119H26ZM36 117V118H35ZM56 117V118H55ZM71 117V118H70ZM84 117V118H83ZM117 117V118H116ZM135 117H137V118H135ZM140 117V118H139ZM167 117V119L166 120H164L165 118ZM188 117H190V115H188ZM187 117V118H188ZM10 118V119H9ZM23 118H25V119H23ZM48 118V119H47ZM84 119V120H81V119ZM99 119L98 120V123H99V125H97V126H95V129L93 128H91L90 130H89V138H90V136H91V139L93 140V138H94V142L93 141H91V139H89L87 142H83V143H81L82 145L80 146L79 145V147H78V143L76 144L75 142H72L69 138V135H73L74 133H73V130L70 128L71 127V123L70 122H73V121H71V120H74L75 119V122H76V120H77V122L76 123H78V124H80L81 125V123H80V121H82V124H83V122H85V124H86V122H90L91 120H93V119ZM111 118V119H110ZM210 118V119H209ZM14 119V120H13ZM38 119V120H37ZM159 119V120H158ZM194 119V118H193ZM218 119V118H217ZM217 119H216V121H217ZM23 120V121H22ZM30 120H31V122H30ZM78 120H79V122H78ZM106 120V121H105ZM111 120H112V124H111ZM136 120V121H135ZM206 120V121H205ZM213 120V122H215ZM6 121V122H5ZM28 121V122H27ZM33 121H34V123L35 122H37L38 124H34L33 123ZM108 121V122H107ZM120 121V122H119ZM165 121H167V122H165ZM194 121V120H193ZM211 121V120H210ZM218 121H219V119H218ZM217 121V122H218ZM30 122V123H29ZM63 122V123H62ZM69 122V123H68ZM102 122V123H101ZM118 122V123H117ZM160 122V123H159ZM184 122H186L187 124L184 126ZM191 122V121H190ZM202 122H200L201 123V125L202 124H204V123H202ZM217 122H216V125H217ZM2 123V124H1ZM18 123V124H17ZM36 126H34L33 124ZM42 123H45L46 124V126H45V124H42ZM56 123H58V125L56 124ZM67 123V124H66ZM165 123H167V124H165V127H164V124ZM21 124H23L24 125V127H22V125ZM29 124H30V126H29ZM66 124V125H65ZM140 124H141V126L143 127H140ZM160 124H161V127H162V125H163V129L161 128V127H159L160 126ZM214 124V126H216L215 125V123H213ZM213 124L212 123H208V125H211V130H210V126H208V125H206V123H205V125H206V127L204 126V125H202L203 126V128L205 129V131L206 132H204V130H202L205 134L207 133V134H210V138H211V134H214V132H216L217 130V126L219 127V124L216 126V127H213ZM17 125H19V126H17ZM28 127V128H26V126ZM35 127H33V126ZM39 125V126H38ZM55 125V126H54ZM64 125V126H63ZM84 125V124H83ZM102 125V126H101ZM136 125V126H135ZM167 125V126H166ZM16 126V128H14V127ZM41 126V127H40ZM43 126H44V128H43ZM68 126H69V128H68ZM104 126V127H103ZM202 126H200V128L202 127ZM13 127V128H12ZM29 127H30V129H29ZM32 127V128H31ZM148 127V128H147ZM159 127V128H158ZM7 128V129H6ZM8 128H10V131L8 130ZM19 130H18V129ZM48 128V129H47ZM116 128H118V129H116ZM120 128V129H119ZM154 128H156L155 130H154ZM170 128V129H169ZM175 128H176V130H175ZM202 128V129H203ZM209 128V129H208ZM214 128H215V130L216 131H213L214 130ZM220 128V127H219ZM218 128V129H219ZM227 128V127H226ZM5 129V130H4ZM23 129V130H22ZM45 129V130H44ZM102 129V130H101ZM160 129V130H159ZM213 129V130H212ZM222 129H223V127H222ZM225 129V128H224ZM6 130H8V131H6ZM37 130V131H36ZM48 130V131H47ZM100 130V131H99ZM157 130V131H156ZM5 133H4V132ZM16 131H18V132H16ZM22 131V132H21ZM29 131H30V133H29ZM35 131V132H34ZM42 131V132H41ZM47 131V132H46ZM57 131V132H56ZM63 131V132H62ZM168 131V132H167ZM211 131H213V132H211ZM13 132V133H12ZM23 133V134H21V133ZM41 132V133H40ZM47 134H46V133ZM56 132V133H55ZM150 132V133H149ZM202 132V133H203ZM211 132V133H210ZM4 133V134H3ZM6 133H8V134H11V135H7ZM40 133V135H37V134H39ZM45 133V134H44ZM55 133V134H54ZM111 133H112V137H110V138H112V139H115V140H112V139H109L108 140V138L109 137H107V141H106V139H104L106 136H110L111 135ZM118 133V134H117ZM139 133V134H138ZM188 134V136H186V134ZM191 133V134H190ZM203 133V134H204ZM14 134V135H13ZM42 134V135H41ZM48 134H52V135H48ZM64 134V135H63ZM100 134V135H99ZM102 134V135H101ZM105 134H106V136H105ZM5 135V136H4ZM17 135V136H16ZM23 135V136H22ZM29 137H28V136ZM32 135V136H31ZM33 135H35V136H33ZM47 135V136H46ZM62 135V136H61ZM113 135H115L116 136V138H114L113 137ZM120 135V136H119ZM150 135V136H149ZM2 136V137H1ZM7 136V137H6ZM15 136V137H14ZM38 136V137H37ZM50 137V139H48L47 137ZM53 136V137H52ZM101 136V137H100ZM103 136V137H102ZM146 136H149V137H147V139H146ZM152 136V137H151ZM173 136V137H172ZM6 137V138H5ZM21 137V138H20ZM39 137H41V138H39ZM44 137H46V138H44ZM63 137H64V139H63ZM117 137H118V140H117ZM5 138V139H4ZM9 138H10V140H9ZM37 138H38V140H37ZM102 138V139H101ZM170 138V139H169ZM6 139H8V141L6 140ZM33 139V140H32ZM40 139V140H39ZM60 139V140H59ZM209 139V138H208ZM6 140V141H5ZM12 140V141H11ZM14 140V141H13ZM26 140V141H25ZM38 141L39 143H38V145L39 144H41V145H37L36 147H38V149L35 147V145L36 144H34L33 142H35V141ZM49 140V141H48ZM55 140V141H54ZM104 140V141H103ZM112 140V141H111ZM161 140V141H160ZM10 141V142H9ZM20 141V142H19ZM24 141V142H23ZM37 141L35 142V143H37ZM97 141V142H96ZM106 141V142H105ZM110 141V142H109ZM173 143H172V142ZM3 142V143H2ZM14 142H16V144L14 143ZM23 142V143H22ZM27 144H26V143ZM33 144H32V143ZM49 142V143H48ZM51 142V143H50ZM100 142V143H99ZM126 142V143H125ZM148 142V143H147ZM182 142V143H181ZM9 143L11 144V145H13V144H15L14 146H11V145H9ZM45 143V144H44ZM86 143V144H85ZM89 143V144H88ZM93 143V144H92ZM95 143V144H94ZM134 143V144H133ZM176 143H177V145L179 144V143H181L179 146H177L176 145ZM26 144V145H28V146H26L25 145V147H24V145ZM29 144H30V146H29ZM48 144L50 145L49 147H48ZM52 144V145H51ZM65 144V145H64ZM76 144V145H75ZM83 144H85V145H83ZM166 144V145H165ZM127 145H129V146H127ZM135 145V146H134ZM137 145V146H136ZM146 145V146H145ZM166 147H164V146ZM46 146H47V148H46ZM52 146V147H51ZM76 146V147H75ZM97 146V147H96ZM153 146V147H152ZM171 146V147H170ZM175 146H177V147H175ZM65 147V148H64ZM181 147H182V149H181ZM16 148V149H15ZM95 148V149H94ZM98 148V149H97ZM121 148V149H120ZM152 148V149H151ZM156 148V149H155ZM172 149L171 151L173 152H171V151H169V149ZM10 149V150H9ZM18 149H20L19 151H18ZM37 149V150H36ZM39 149L41 150V152H39ZM84 149V150H83ZM128 149V150H127ZM130 149V150H129ZM151 149V150H150ZM160 149V150H159ZM161 149H162V151H161ZM168 149V150H167ZM177 149V150H176ZM13 150V151H12ZM96 150V151H95ZM98 150V151H97ZM101 150V151H100ZM122 150V151H121ZM157 150V151H156ZM163 150H164V152H163ZM176 150V151H175ZM30 151H32V153L30 152ZM160 151L163 153V154H161L160 153ZM169 151V152H168ZM35 152V153H34ZM51 152H53V153H51ZM95 152V153H94ZM139 152V153H138ZM179 153V155H178V153ZM80 153H81V155H80ZM126 155H125V154ZM159 153L161 154V156H159ZM165 153H167V154H165ZM171 153H172V155H173V157H174V159H175V162H174V159H173V157H172V155H171ZM174 153H175V155H174ZM177 153V154H176ZM25 156V158H24V156ZM37 154V155H36ZM153 154V155H152ZM166 155V156H164V158L162 157V155ZM14 155V156H13ZM143 155V156H142ZM170 155V157H172V160L171 159H169V158H167V156H169ZM183 155V156H182ZM78 156V157H77ZM100 156V157H99ZM142 156V157H141ZM29 157V158H28ZM148 157V158H147ZM161 157H162V159H161ZM176 157H180V159L179 158H176ZM181 157H183V158H181ZM97 158V159H96ZM186 158V157H185ZM155 159V160H154ZM169 160V163H167V160ZM6 160V162H4ZM35 160V161H34ZM157 160V161H156ZM162 160H164V161H166L165 163H164V161H162ZM170 160L172 161V162H174V163H172V162H170ZM176 160H179V161H176ZM180 160H183V161H180ZM32 161V162H31ZM91 161V162H90ZM109 161V162H108ZM159 161V162H158ZM33 162H34V164H33ZM51 162V163H50ZM77 162V163H76ZM163 162V163H162ZM3 163V164H2ZM36 163V164H35ZM79 163V164H78ZM88 163V164H87ZM152 163V164H151ZM163 165H162V164ZM170 163L172 164V165H170ZM100 164V165H99ZM108 164V165H107ZM147 164V165H146ZM47 165H48V167H47ZM103 165V166H102ZM151 165V166H150ZM166 165V166H165ZM170 165V166H169ZM177 165H179V166H181V167H179V166H177ZM193 165V164H192ZM5 166V167H4ZM9 166V168H7ZM73 166V167H72ZM93 166V167H92ZM183 166V167H182ZM185 166H187L188 167V169H187V167H185ZM15 167V168H14ZM152 169H151V168ZM162 167V168H161ZM166 167H167V169H166ZM170 167V168H169ZM173 167H176V168H173ZM190 167V168H189ZM5 168H7V169H5ZM19 168V169H18ZM22 168V169H21ZM32 168H34V169H32ZM149 168V169H148ZM185 168L188 170V171H185ZM191 168H192V170H191ZM6 170L5 172H4V170ZM9 169V170H8ZM17 169V170H16ZM102 169V170H101ZM154 169H155V172L153 173L152 171H154ZM176 171H175V170ZM2 170H3V172H2ZM13 170V171H12ZM29 170H31V171H29ZM40 170V171H39ZM51 170H52V173H51ZM89 170V171H88ZM111 170V171H110ZM166 170V171H165ZM171 170V171H170ZM181 170H183V171H181ZM20 171V172H19ZM24 171H26V172H24ZM29 171V172H28ZM45 173H44V172ZM114 171V172H113ZM117 171V172H116ZM136 171V172H135ZM160 171H161V175H160ZM181 171V172H180ZM14 174H13V173ZM31 172V173H30ZM141 172H142V174H141ZM182 173V172H186V173H183V174H180V173ZM1 173L3 174V175H1ZM17 173V174H16ZM21 173V174H20ZM26 173H28L29 174V176L26 174ZM49 173V174H48ZM50 173H51V176L50 177H48L47 176V174L48 175H50ZM60 173V174H59ZM117 173V174H116ZM135 173V174H134ZM149 173V174H148ZM171 173H170V175H171ZM13 174V175H12ZM19 174V175H18ZM42 174H44V175H42ZM104 174L105 175H109V174H111V175H113V174H116V175H114V176H111V175H109L108 176V178H106L105 177V179H104ZM132 174V175H131ZM137 174H139V175H137ZM21 175V176H20ZM41 175V176H40ZM66 175V176H65ZM119 175H120V178L121 179H119ZM135 175V177H133ZM141 175H143V176H141ZM148 175H149V177H148ZM160 175V176H159ZM24 176V178L23 179H25V180H23L22 179V177ZM53 176V177H52ZM86 176H88V177H86ZM137 176V177H136ZM139 176V177H138ZM143 177V179L141 178V177ZM4 177V178H3ZM29 177H31L30 179H29ZM58 177V178H57ZM63 177H66V179H64ZM110 177V178H109ZM113 177H115V178H113ZM145 177H146V179H145ZM14 178V179H13ZM26 178H27V182H29L28 183V185H30L29 187L31 188V190L29 189V187H28V185H27V183H26ZM43 178V179H42ZM134 178V179H133ZM6 179V180H5ZM9 179L12 181H16V179H17V181L16 182H13L14 184H11V182H8L9 181ZM39 179V180H38ZM41 179H42V181H41ZM86 179V180H85ZM94 179V180H93ZM99 179H100V181H99ZM112 179H113V181H112ZM114 179H116V180H114ZM118 179V180H117ZM137 179V180H136ZM144 179H145V181H144ZM88 180V182L89 183H91V181H92V183L91 184H89V183H85L86 181ZM104 180V181H103ZM111 180V181H110ZM154 180V181H153ZM55 181V182H54ZM63 181V182H62ZM95 181V182H94ZM115 181V182H114ZM117 181H122V182H120L119 184H117L116 182ZM126 181V182H125ZM146 181H149V182H146ZM25 182V183H24ZM31 182V183H30ZM100 184H99V183ZM112 182H113V184H112ZM139 182V183H138ZM15 183L17 184V185H15ZM20 183H21V185H27V191H25V187H23V186H21L20 185ZM23 183V184H22ZM47 183H48V185H47ZM50 183V184H49ZM62 183H63V185H62ZM98 183V184H97ZM104 183V184H103ZM108 183H111V184H109L108 185ZM114 183H115V185H114ZM124 183H128V186L126 185V186H124ZM159 183V184H158ZM35 184V185H34ZM54 184V185H53ZM66 186H65V185ZM105 184H107V185H105ZM122 184V185H121ZM8 185V186H7ZM47 185V187H48V189H46V186ZM80 185V186H79ZM96 187H94V186ZM96 185H98V187L96 186ZM110 185H112L113 187H110ZM143 185V186H142ZM145 185V186H144ZM155 187V185L157 186V187H159V188H157V187H155V188H153V186ZM169 185V186H168ZM6 186V187H5ZM92 186V187H91ZM100 186V187H99ZM105 186V187H104ZM115 186V187H114ZM123 186V187H122ZM147 186H149V187H147ZM162 186V187H161ZM175 186V187H174ZM22 187H23V189H22ZM40 189H38V188ZM43 189H42V188ZM45 187V188H44ZM57 187V188H56ZM126 187V188H125ZM152 187V188H151ZM167 187V188H166ZM51 188V190H49ZM56 188V189H55ZM99 188V189H98ZM107 188H109V189H107ZM123 188V189H122ZM12 189H14V191L12 190ZM117 189V190H116ZM125 189V190H124ZM146 189H149V190H146ZM153 189V190H152ZM157 189V190H156ZM5 190V191H6ZM29 190V191H28ZM39 190V191H38ZM43 192H42V191ZM53 190V193L55 194V190L57 191V193L54 195V194H52L51 195V191ZM82 192H81V191ZM123 190L125 191L123 194H122V192H123ZM126 190H127V192H126ZM143 190V191H142ZM2 191H1V193H2ZM7 191H6V193H7ZM30 191H31V193H30ZM46 191H49V192H46ZM61 191V192H60ZM99 191V192H98ZM119 191V192H118ZM121 191V192H120ZM153 191V192H152ZM182 191V190H181ZM51 192V193H50ZM63 192H65L64 194H62ZM147 192V193H146ZM49 193H50V195L52 196H50L49 195ZM60 193H61V195H60ZM86 193V194H85ZM90 193V194H89ZM111 193V194H110ZM117 193V194H116ZM126 193V194H125ZM49 196H48V195ZM81 195V198H80V195ZM93 194H94V196H93ZM125 194V195H124ZM150 194V195H149ZM39 195V196H38ZM44 195V196H43ZM46 195V196H45ZM100 195H101V197H100ZM115 195L117 196V197H115ZM120 195V196H119ZM124 195V197H122ZM143 195V196H142ZM148 195V196H147ZM181 195V194H180ZM54 196V197H53ZM65 196H66V198H65ZM69 196H71V197H69ZM89 196H91V198L89 197ZM152 196V197H151ZM185 195H183L182 197H184ZM16 198H18L19 196H15ZM14 196H13V199L15 198ZM46 197V198H45ZM52 199H51V198ZM108 197H110V199L108 198ZM112 197V198H111ZM129 199H128V198ZM146 199H145V198ZM181 197V196H180ZM15 198V199H16ZM19 198H21V197H19ZM62 198V199H61ZM70 199V201H69V199ZM84 198H85V201H86V199H89V200H87L86 201V204L87 205H85V201H84ZM94 198V199H93ZM97 198V199H96ZM100 198H102V200H100ZM108 200H107V199ZM131 198V199H130ZM22 199V198H21ZM93 199V200H92ZM126 199V200H125ZM19 200V199H18ZM71 200H72V202H71ZM100 200V201H99ZM120 201V200H123L122 201V203H120V204H123V202H125V201H127V202H132L133 203V205H131V206H134V207H132L131 209H129L131 206H128V205H126V203L124 204V207H122V208H120L121 206H119L118 207V205L117 206H115L114 204H117L116 202H114V204H113V201ZM130 200V201H129ZM21 201V200H20ZM24 201V200H23ZM65 201H67L66 203H68V204H66L65 203ZM34 202H37V200L36 201H34ZM81 202V205H79V203ZM94 202V203H93ZM101 202H103L104 204L106 203L107 205L108 204H110L109 206H106V205H104L103 203H101ZM112 202V203H111ZM131 202H130V204H131ZM135 202V203H134ZM142 202V203H143ZM27 204L29 203L28 201L26 202ZM60 203V204H59ZM64 203H65V205H64ZM78 203V204H77ZM84 203V204H83ZM89 203V204H88ZM91 203V204H90ZM93 203V204H92ZM74 204V205H73ZM113 204V205H112ZM135 204V205H134ZM71 205H73V206H71ZM111 205H112V207H111ZM138 205V204H137ZM75 206V207H74ZM78 206V207H77ZM87 206V207H86ZM100 206H101V208H103V209H101L100 208ZM103 206V207H102ZM115 208H114V207ZM129 207L128 209L126 208V207ZM37 207V206H36ZM53 207H55L54 209H53ZM64 207V208H63ZM77 207V208H76ZM108 207V208H107ZM110 207V208H109ZM117 207V208H116ZM67 210H66V209ZM73 208H76L77 209V211L76 210H71V209H73ZM81 208V209H80ZM82 208H83V210H82ZM84 208H86V209H84ZM89 210H88V209ZM105 208V209H104ZM112 208V209H111ZM119 208V209H118ZM137 210H136V209ZM39 209V208H38ZM61 210V212L59 213L58 211H60ZM79 209V210H78ZM101 209V210H100ZM107 209V210H106ZM120 209H121V211H120ZM123 209H124V211L125 210H128V211H125V212H123ZM32 210V211H31ZM50 210H51V212H50ZM65 210V211H64ZM69 210V211H68ZM105 211V214H104V212L103 211ZM111 210V211H110ZM31 211V212H30ZM48 211V212H47ZM64 211V212H63ZM74 213H73V212ZM76 211V212H75ZM83 211V212H82ZM100 211V212H99ZM26 212V213H25ZM28 212V213H27ZM59 214H58V213ZM85 212V213H84ZM106 212H107V214H106ZM108 212H110V213H108ZM131 212V211H130ZM38 213V214H37ZM65 213V214H64ZM72 213V214H71ZM77 213H79V214H77ZM81 213V214H80ZM74 214V215H73ZM114 214L112 213V217L114 216ZM61 215V216H60ZM64 215V216H63ZM101 217H100V216ZM107 215V216H106ZM110 216V217H111ZM102 217V218H103ZM110 217H109V219H110ZM190 223H191V221L190 220H188ZM188 221L187 222H185V223H188ZM189 224V223H188ZM191 224H189V226H190ZM153 225H151V226H148L146 229H143V231H141V233H145L147 230V232H151V231H153ZM152 228V229H151ZM195 230V229H194ZM145 231V232H144ZM205 231V230H204ZM208 231V230H207ZM146 232V233H147ZM176 232V234L177 233H181L180 231H175L174 230V232H172V233H170V234H172V235H168V236H171L172 238L170 239V237L168 238L167 236L166 237H164L165 238V240H163L162 241V238L160 239V240H155V239H153V233H151V235H152V237L149 239L150 241H148V242H151L152 241V243H150V244H147V246H145L143 243H141L140 241V243L139 242H134V243H131V240H134V237H138V236H141V233L140 232H136L135 234V236L133 237V238H129V240L128 241H130V243H128L127 245H130V246H128V249H127V245L126 246H123V247H125V248H123V247H121L120 248V250L122 251V252H120L119 251V253H111L110 251L112 250V247L110 248L109 247V244L108 243H105V242H100V241H98V242H96L97 244H95V243H92L91 244V246H92V248L94 249L92 252H91V254H92V257H91V254L89 255V257L92 259V261L90 262V264H106L107 262H109L108 260H110V259H113L112 261L110 260V262H109V264L111 263V264H129V262H130V264H205V263H207V264H212V263H217L218 262V259H214L213 260V258H216V256L214 257V255H215V249H214V245H212L215 241H218V240H221L219 237L218 238H216L217 237V235H218V233L216 234V236H215V233H216V231H213L214 232V234H213V236H215L214 238L213 237H210L209 235H210V233H211V235H212V231L210 232V233H207V234H209L208 236H205L206 235V233L204 232L203 233V235H202V233H200V237H202L201 239L198 237L197 239H195V241H193L192 239L191 240H189V237L187 236V238L186 239H184V238H181L182 236L184 237L185 235H187V232H185V233H183V234H185V235H183L182 234V236L181 237H179V236H177V235H179V234H174ZM192 234V233H191ZM125 235V234H124ZM121 236V237H117V239L116 240H120L119 242H117V243H124L125 242V240H126V235L125 236ZM134 235V234H133ZM132 235V236H133ZM173 235H176L175 237L173 236ZM196 236H198V235H196ZM196 236H194V237H192V238H196ZM204 236V237H203ZM125 239H123V238ZM205 237H207V238H205ZM210 239H209V238ZM163 238V239H164ZM169 240H168V239ZM173 238L175 239V241H172L173 240ZM179 238V239H178ZM183 239V240H181V239ZM213 238V239H212ZM131 239V240H130ZM209 239V240H208ZM217 239V240H216ZM222 239H224V238H222ZM155 240V241H154ZM186 240H188V242H185ZM197 240V241H196ZM159 241V243H158V245H157V242ZM165 241V242H164ZM181 241H183L182 243H181ZM190 241H192V243L193 244H191V242ZM143 242V241H142ZM161 242H163V244H165V245H163ZM190 242V244H187V243H189ZM228 242H230V240L228 241ZM116 243V244H117ZM180 245H179V244ZM207 243V244H206ZM232 243V242H231ZM105 244V245H104ZM107 244V245H106ZM111 244V243H110ZM178 244V245H177ZM197 244V245H196ZM133 245H135L134 247H136L137 249H138V251L136 252L135 250H137L136 248H135V250H134V247H133ZM140 245L142 246H145L146 248H144L143 246V248L142 247H140ZM150 245V246H149ZM154 245V246H153ZM156 245V246H155ZM192 245H195V248H193V249H191L192 247H194V246H192ZM103 246H104V248H103ZM138 246V247H137ZM152 246V247H151ZM174 246V247H173ZM181 246V247H180ZM205 246H207L208 248H206ZM212 248H211V247ZM229 246H230V244H229ZM232 246V245H231ZM129 247H130V249H129ZM160 247V248H159ZM180 247V248H179ZM1 248V247H0ZM4 248V247H3ZM16 248H18V249H23V250H25V251H27V253L25 254V253H15V254H6V255H8V256H6L5 255V253H3L2 254V250H0V260H1V262H0V264H7V262H8V264H19V263H13L15 260L16 261H19L20 262V264H49L50 263V260L49 259H51V258H53V256L54 255H52V253H50V252H48L50 249L48 248V247H44V248H28V250L25 248V247H16ZM96 248V249H95ZM100 248V249H99ZM102 248V249H101ZM109 248H110V250H109ZM147 248H148V250H147ZM168 248V249H167ZM179 248V249H178ZM183 248V249H182ZM188 248V249H187ZM196 248H198V250L196 249ZM231 248V247H230ZM2 249V248H1ZM49 249V250H48ZM99 249V250H98ZM104 249V250H103ZM106 249V250H105ZM108 249V250H107ZM131 249H133V250H131ZM141 249V250H140ZM142 249H143V251H142ZM157 249V250H156ZM209 249V250H208ZM38 250V251H37ZM45 250V251H44ZM100 250H102L101 252H100ZM186 250V251H185ZM208 250V251H207ZM39 251H41V252H39ZM63 251H65V250H63ZM105 251H109L107 254H105ZM130 251H133V252H130ZM140 251H142L141 252V254H140ZM154 251V252H153ZM195 251H197L196 253H195ZM48 253L47 255L49 256V257H47L46 256V254L45 253ZM113 252V251H112ZM130 252V253H129ZM165 252V253H164ZM171 252V253H170ZM179 252V253H178ZM187 252V253H186ZM191 252L193 253V254H191ZM200 252V253H199ZM34 253V254H33ZM98 253V254H97ZM137 253V254H136ZM177 253V254H176ZM213 253V254H212ZM17 254V255H16ZM18 254L20 255V256H18ZM42 254V256L44 255V258L42 257V256H39V255H41ZM61 254V255H60ZM96 254V255H95ZM195 254V255H194ZM4 255V256H3ZM22 255V256H21ZM37 255V256H36ZM70 254H68V253H65V252H63V254L62 253H58V254H55V256H54V258H55V261L56 262H59V263H63V262H68V263H72L73 262V260H72V257L73 256H69ZM102 256V258H101V256ZM106 255V256H105ZM108 255H110L111 256V258H109L110 256H108ZM119 255V256H118ZM182 255V256H181ZM201 255V256H200ZM206 255V256H205ZM39 256V257H38ZM105 256V257H104ZM108 256V257H107ZM113 256V257H112ZM116 256V257H115ZM120 256H121V258H120ZM138 256V257H137ZM151 256V257H150ZM176 256H178V257H176ZM21 257H23V259L21 258ZM26 257V258H25ZM41 257V260H38L37 261V259H39ZM69 257V258H68ZM99 257V258H98ZM134 257H136V258H134ZM146 257V258H145ZM150 257V258H149ZM160 257V258H159ZM8 258H11V259H8ZM19 258L20 259H22V260H19ZM43 258V259H42ZM49 258V259H48ZM95 258H97V259H95ZM115 258L116 259H119V260H116L115 261ZM129 258H130V260H129ZM153 260H152V259ZM167 260H166V259ZM182 258V259H181ZM189 258V259H188ZM212 258V259H211ZM10 260V261H8V260ZM49 261V262H47V260ZM70 259H71V261H70ZM108 259V260H107ZM121 259H122V261H121ZM126 259V260H125ZM206 259V260H205ZM43 260H46V262L47 263H45V261H43ZM69 260V261H68ZM132 260H134V262L132 261ZM146 260V261H145ZM150 260V261H149ZM157 260H159V261H157ZM211 260V261H210ZM217 260V261H216ZM42 261V262H41ZM53 261V260H52ZM97 261V262H96ZM102 261V262H101ZM145 261V262H144ZM199 261V262H198ZM214 261V262H213ZM144 262V263H143ZM150 262V263H149ZM108 264V263H107Z\"/></svg>",
  "mask_w": 264,
  "mask_h": 264
},
{
  "label": "bare ground",
  "instance_id": "6f19581e",
  "mask_svg": "<svg viewBox=\"0 0 264 264\" xmlns=\"http://www.w3.org/2000/svg\"><path fill=\"white\" fill-rule=\"evenodd\" d=\"M5 1H7V0H5ZM42 1V0H41ZM61 1V0H60ZM81 1V0H80ZM105 1H107L106 3L105 2H103V5H104V7L103 6H100L99 8H94V7H92V9H94V10H96L94 13H97V14H94V13H92V14H94L93 15V17H92V14H90L91 12H93L92 10H91V12L89 11V13H88V15L90 14V17H92V18H90V20H89V18H88V20H86L85 18L83 19V20H86V22H85V24H84V22H83V24L82 23H78V22H74L75 24L74 25H78V24H80V25H78L79 26V28H74V27H71V26H73V25H71L73 22L70 20V16H69V23L70 22H72L70 25V27H71V29H73L74 28V32L76 31V33H74L71 29H70V27L68 26L69 25V23H68V25L65 23L64 24V27L63 26H61V27H58L59 29L61 28V30H59L58 28H54L53 29V24L51 25V23H55V22H51V20H50V22H49V24H50V26H51V28H47V26L46 27H44L43 26V30H45L44 28H46V30H50V29H53V31L54 32H57L58 33V31H60V33L62 34V33H64L65 35H61V34H59L60 36H62L61 37V39H65L67 36H69V34H67V33H69L70 31L72 32H70V35L72 34V36H73V39H72V36H69L70 37V41H69V39H66V41H63V42H65L64 44H68V41L71 43V45H72V47L71 46H68V47H66V50H67V48H69V47H71L70 48V50L69 51H71V49H73V51L75 50L76 51V49H77V51L79 52V50H78V48L80 49V48H82L83 49V47L84 48H86L87 47V45H90V42L92 41V42H94L95 44L97 43V44H99L98 42H95V40H97L98 38L100 39V40H102L101 39V37H107V38H109L110 40L109 41H111V43L108 45V46H104L105 48L103 49V52L101 53V54H103V55H101V54H99V55H101V57L99 56H97V55H95L94 54V52L96 53V54H98L97 53V51H101V49H96V48H98V46H96V48L94 47V49H93V47H92V45L90 46V48L93 50H91V52H90V59L91 60H93V59H96L95 61H96V65H98L96 68V70H95V67H94V70H91V72H93V73H90V74H92V78L90 77V74L88 73V77L89 78H91V80L93 79V80H95V81H98V80H100L101 79V77L103 76H106V78H102L101 79V81H102V83H105V84H108V82H105L106 80H108V75H110L111 74V71H113L115 68V65H117V64H119V65H121V64H124L125 66V68H126V64H125V62H128L129 64L131 63V65H132V56L134 55V53H137V52H139V51H137V52H135V48H136V46L137 45H141V46H146L147 44H149V42L150 43H154L153 42V34L155 33V35H159V39H161V44H162V48H164V51L166 52V54H167V56L166 57H168L169 58V60H170V62H168V64H167V66L165 65V66H161V67H158V66H156V67H158L157 69H159V68H161L163 71L164 70H166V71H164V72H160V78H161V81H163L164 83H162L161 81H159V77H157V79H158V81L159 82H161V84H159V82L158 83H156V84H158V85H161V87H162V85H164V84H166L165 82H169L167 85L168 86H165V89L166 88H170V89H172V92L171 93H175L176 95H178V96H180V98L178 97V100H180V104L182 105V103H184L183 105L184 106H182V107H180V106H178L177 107V109H179V107H180V109L181 108H183V110H185L186 108L188 109V110H190V108H193V107H196V105H197V107L199 106V104H197V99L199 98V100L200 99H207L208 98V95H207V98L205 97L204 98V96H206V94L207 93H205V91L203 90V85L201 84V83H199L200 81H199V78L197 79L195 76H198V75H194V71H192L193 69L192 68H194V64H193V61L192 60H190L191 58H190V56H189V52H187V51H185L186 49H185V46H183L184 48H182L181 46H179V45H177V44H175V43H173L172 41H171V39H170V27L172 28V26H170L171 24H170V22L168 21V17H167V14L168 13H170L171 12V14L172 13H174V5L176 4V3H179V0H105ZM222 1V0H221ZM236 1V0H235ZM238 1V0H237ZM250 1V0H249ZM19 2V1H18ZM24 2V1H23ZM68 2V1H67ZM76 2H77V0H76ZM84 2V1H83ZM92 2V1H91ZM247 2V1H246ZM252 2V1H251ZM257 2V1H256ZM6 3H8V2H6ZM31 3V2H30ZM38 3V2H37ZM74 3H75V1H74ZM78 3V2H77ZM86 3V2H85ZM100 3H101V1H100ZM106 5H105V4ZM221 3H223V2H221ZM230 3V2H229ZM238 3V2H237ZM263 3V2H262ZM15 4V3H14ZM39 4V3H38ZM120 4H123L126 8L125 9H120L119 7H122V6H120ZM220 4V3H219ZM236 4V3H235ZM239 4V3H238ZM250 4V3H249ZM7 5V4H6ZM74 5V4H73ZM109 5V6H108ZM177 5V4H176ZM175 5V6H176ZM213 5V4H212ZM222 5V4H221ZM221 5H219V6H221ZM260 5V4H259ZM263 5V4H262ZM39 6V5H38ZM56 6H57V4H56ZM65 6V5H64ZM118 7L119 8V10L117 11L116 9H114L115 7ZM123 6V7H124ZM217 6H218V4H217ZM226 6H228V5H226ZM225 6V7H226ZM231 6V5H230ZM229 6V7H230ZM258 6V5H257ZM15 7V6H14ZM53 7V6H52ZM78 7V6H77ZM76 7V8H77ZM80 7H81V5H80ZM91 7V6H90ZM89 7V8H90ZM95 7H98V6H95ZM200 7V6H199ZM245 7V6H244ZM254 7V6H253ZM6 8V6H4V9ZM7 8H8V5H7ZM6 8V9H7ZM51 8V7H50ZM58 8V7H57ZM56 8V9H57ZM60 8H61V6H60ZM59 8V9H60ZM79 8V7H78ZM77 8V9H78ZM85 8H87V7H85ZM88 8V9H89ZM220 8V7H219ZM218 8V10H220ZM243 8V7H242ZM255 8V7H254ZM259 8H260V6H259ZM54 9V8H53ZM63 9V8H62ZM61 9V10H62ZM108 9V10H107ZM11 10V9H10ZM51 10V9H50ZM69 10V9H68ZM79 10H80V8H79ZM116 10V12H121L122 13V16H121V19H120V17H119V20H120V22H119V24H114V25H111L110 23V25L108 24H106L105 23V20L107 19V20H109L110 19V13L111 12H114ZM214 10V9H213ZM253 10V9H252ZM0 11L1 12H4V10L3 9H0ZM71 11V10H70ZM86 11V10H85ZM207 11V10H206ZM212 11V10H211ZM240 11V10H239ZM0 12V16H3V15H1L2 13ZM46 12V11H45ZM50 12H52V10L50 11ZM49 12V13H50ZM55 12H57V15H58V9H57V11H55ZM83 12V11H82ZM87 12V11H86ZM197 12V11H196ZM219 12V11H218ZM220 12H221V10H220ZM5 13V12H4ZM7 13V12H6ZM5 13V14H6ZM62 13V12H61ZM61 13H59V15H61ZM177 13V12H176ZM175 13V14H176ZM198 13V12H197ZM222 14L224 13V11L223 12H221ZM232 13V12H231ZM243 12H241V14H242ZM251 13V12H250ZM254 13V12H253ZM259 13H261V12H259ZM76 14H78V15H80L78 12L76 13ZM170 14V15H171ZM175 14H172V15H175ZM201 14V13H200ZM222 14H219V16L221 15L222 16ZM238 14H240V13H238ZM252 14V13H251ZM45 15V14H44ZM67 15V14H66ZM71 15H73V14H71ZM75 15V14H74ZM77 15V17H79ZM85 15V14H84ZM95 15H97V16H95ZM109 15V16H108ZM225 15V14H224ZM228 15V14H227ZM52 16V15H51ZM54 16V19H55V21H56V15H53ZM61 16H63V14L61 15ZM95 16V17H94ZM176 16V15H175ZM214 16V15H213ZM229 16V15H228ZM259 16V15H258ZM262 16V15H261ZM260 16V17H261ZM32 17V16H31ZM34 17V16H33ZM58 17V16H57ZM67 17V16H66ZM65 16H63V18H66ZM89 17V16H88ZM112 17H114V18H116V16H112ZM171 17V16H170ZM172 17H174V16H172ZM172 17H171V19H172ZM215 17V16H214ZM217 17H218V15H217ZM43 18V17H42ZM45 18V17H44ZM83 18V17H82ZM114 18H113V20H114ZM180 18V17H179ZM241 18V17H240ZM259 18V17H258ZM28 19V18H27ZM32 19V18H31ZM58 19H59V21L57 20V23L59 22V24L61 25V22H60V18L58 17ZM187 19V18H186ZM216 19V18H215ZM238 19V18H237ZM243 19V18H242ZM2 20H5V19H2ZM1 20V17H0V21H2ZM41 20H43V19H41ZM65 20V19H64ZM66 20H67V18H66ZM73 20V19H72ZM82 20V19H81ZM110 20H112V19H110ZM116 20V19H115ZM222 20H224V18L222 19ZM225 20H226V18H225ZM231 20V19H230ZM229 20V21H230ZM87 21L89 22L88 23V25L86 24L87 23ZM116 21H118V20H116ZM185 21H187V20H185ZM228 21V20H227ZM246 21V20H245ZM4 22V21H3ZM62 22H63V19H62ZM80 22V21H79ZM184 22V21H183ZM221 21H219V23H220ZM240 22V21H239ZM243 22V21H242ZM264 22V21H263ZM78 23V24H77ZM230 23V22H229ZM3 24V23H2ZM63 24V23H62ZM170 24V25H169ZM190 23H188V25L187 24H182V30L183 31H185V35H187V38H188V42L189 43H191V47L192 46H198V48L200 47V48H203V50H204V52L205 53H211V55L212 56H214V58H217V59H223L222 61L224 62V66L226 67V70H227V72H229V75H230V78L231 79H229V80H231V86L229 85V84H226L225 85V83H224V85L226 86L225 88H226V91L224 92V89H223V94H222V96H223V102H224V104H222V102H221V104H220V106H218L217 107V111H216V116H217V118L219 119V121H218V119H217V121H216V119L214 120V118H213V120L215 121V122H213V120L212 119H210L208 122L206 121V122H202V121H200V122H202V123H204V124H202V125H204L205 127H206V125H208V123L210 124V123H215V125H216V122H217V125L219 124V127L217 126V131L215 130V128H214V130L213 131H216V132H214V134H211L212 136H211V138H210V134H205L204 132H206L205 131V127L203 128V126L201 125V123L199 122V120L198 121H195V119L197 120V118H199L200 119V117H198V116H191V114H190V112L188 111V115H190V117H188V115H186L187 117H184L183 118V115L186 113L187 114V112H185V113H183V110L182 111H180V110H176L175 108V110L177 111V113L176 112H174V114H173V112H171V110H172V108L170 107V106H173V101L171 102H169L170 103V105L168 106V107H166L169 103H167L166 105H165V103H164V105H165V107L166 108H164V106H163V104H160L161 106H160V108L163 106V108L165 109H163L162 108V110L161 111H165V113L166 114H164V112H163V114L164 115H166L167 116V112L166 111H168V110H170V112H171V114H169V118L167 119V117L164 119V120H166L167 119V121L169 122V124L170 125H172V124H175L176 122L178 123V121H180V120H183V121H185V120H189V119H192V120H189V124H187L186 122H184V126L187 124L188 125V127H186V133L187 132H189L190 131V129L192 130V128H193V131L190 133L191 135L188 137V139H187V137H186V140L184 139V142L182 143V147H184L183 148V150L184 151H182V152H184V154L186 155L185 157H184V161L186 160V164H185V162L183 163L184 165H187L188 163H191L190 164V166L191 167H193V169L194 170H192V168H191V170H192V172H188V174L186 173V172H182V173H180L181 171H183V170H181L179 173L180 174H183V173H186V175L184 176V175H179L177 172H174L173 174L171 173V175H170V173L168 172L167 174H169L168 175V177H158V175H156V172H155V169H154V171H152L153 173H154V176H156L155 177V183L156 182H161L160 184H166V183H168V184H175V186H178V187H176V188H173V186H170V188H171V190H168V188H167V190H165L163 187H165V186H161L162 188H159V187H157L156 185H155V187H157V188H159V190H157L156 191V193L153 195V201H149L148 199H150L149 197L147 198V201L145 200V202H141V203H136V205H135V207H137L138 208V211H135L132 207H134V206H131V205H133V203L131 202V204H130V202H127V201H125V202H123V204H120V203H122V201L123 200H120V201H113V204H114V202H118L117 204H114L115 206H117L118 205V207L119 206H121L120 208H122V207H124V204L126 203V205H128V206H131L130 208L129 207H126L127 209L129 208V209H133L134 211H132V210H129V212L127 213V214H121L120 212H119V214H114V212L112 211V213L114 214V216L112 217L111 215H112V213L109 215V216H107L108 214H107V212H106V216L108 217V218H104L103 216V218L101 217V218H94V217H80V216H76V214L74 215V216H72V215H70L69 217H67V216H64V217H60V218H52V216H50L49 217V215L47 214V215H40V214H38L40 211H41V213L43 212H45L46 213V209L44 210V208H48V207H50V206H52L53 204H54V202H55V204H57L60 200L59 199H57V200H59L57 203H56V201L57 200H55V198H58L59 196H55V198H53L54 199V201L53 200H47V198L46 199H43L42 197H40L39 195V198H37L36 196H33L32 194H30L31 195V197L30 196H28V194H29V192H28V194L27 193H25V192H16L15 193V191H14V189H12L14 192L12 193V195H9V194H11V193H8V191L7 190H9L8 188H6L5 190L7 191V193H6V191L5 190H1L2 191V193H1V191H0V247L2 248H0V250H2V254L3 253H5V255L6 254H15V253H27V251H25V250H23V249H18V248H16V247H25L27 250H28V248L30 249V248H44V247H48L49 249V251L48 252H50V253H52V255H54L55 256V254H58V253H62L63 254V252H65V253H68V254H70L71 256H73L72 257V260H73V262L71 261V259H70V261L72 262V263H68V262H63V263H59V262H56L55 261V258H54V256H53V258H51V259H49L50 260V263L49 264H90V262L92 261V259L89 257V255L91 254V252L94 250L93 248H92V246H91V244L92 243H95V244H97L96 242H98V241H100V242H105V243H108L109 244V247L111 246L112 247V250L110 251L111 253H119V251L120 252H122L121 250H120V248L121 247H123V246H126L128 243H130V241H128L129 240V238L131 237V238H133L136 234V232H140L141 233V231H143V229H146L148 226H151V225H153V231H151V232H145V233H141V236H136V237H134V240H131V243H136V242H141V243H143L145 246H147V244H150V243H152V241L151 242H148V241H150L149 239L152 237V235H151V233H153V239H155V240H160L161 238H162V241L163 240H165V238L164 237H170V239L172 238L171 236H168V235H172L173 233L172 232H174V230L175 231H180L181 233H177V234H179V235H177L176 234V232L174 233V234H176L177 236H179V237H181L182 236V234L183 233H185V232H187V235H185V234H183V235H185L184 237L182 236L181 238H184V239H186L187 238V236L189 237V240H193V241H195V239H197L198 237L201 239L202 237H200L201 235H200V233H202V235H203V233L205 232H207V233H210L211 231H212V235H211V233H210V235L209 234H207L206 233V235L205 236H210V237H215L216 236V234L218 233V235H217V237L216 238H220L221 240H218V241H215L212 245H214L213 247H214V251H215V255H214V257L216 256V258H213V260L214 259H218V262L217 263H215V264H264V80H263V76L262 77H260V75H259V73H254V71H255V69H254V71H252L251 69H253L252 68V64L254 65V64H257V63H255L260 57H258V59L256 60L255 58H252V59H245L244 60V58H242L243 60L242 61H240V59H238V58H240V56L241 55H238V58H236L235 56H228L226 53L228 52L229 54H231V52H233L234 50L233 49H235L236 47H234V48H232V46H230V47H227V45L229 44H224V42H222L223 43V45H224V47H226L227 49L229 48V49H231V50H229L228 49V51L227 50H225V51H227L226 53H224V49H226V48H224L223 50H222V52H220L221 50L220 49H216L217 48V42H216V44H215V42L214 43H212V46L213 45H216V51H218V53H217V55H216V53H213L212 54V52H211V49H209L210 48V46H209V48H208V46H207V41L210 43V35H209V33L207 32V30H206V32H204V30H198L200 27H198V29H197V27H191L192 25H189ZM193 24V23H192ZM212 24V23H211ZM231 24V23H230ZM257 24V23H256ZM264 24V23H263ZM0 25H1V22H0ZM46 25V24H45ZM65 25H67V28H66V26ZM217 25H219V24H217ZM216 25V26H217ZM232 25H233V23H232ZM239 24H237V26H238ZM251 25V24H250ZM249 25V26H250ZM2 26V25H1ZM49 26V25H48ZM49 26V27H50ZM55 26V25H54ZM57 26V25H56ZM82 28H81V27ZM200 26V25H199ZM210 26V25H209ZM220 26H223V25H220ZM225 26H227V25H225ZM224 26V27H225ZM229 26V25H228ZM237 26H236V28H237ZM263 26V25H262ZM10 27V26H9ZM202 27H204V26H202ZM201 27V28H202ZM231 27V26H230ZM239 27V26H238ZM242 27V26H241ZM253 27V26H252ZM23 28V27H22ZM70 29V31H67V30H65L64 31V29ZM219 28V27H218ZM221 28V27H220ZM219 28V29H220ZM233 28V27H232ZM68 29V30H69ZM76 29V30H75ZM77 29H78V31H77ZM208 29V28H207ZM212 29V28H211ZM254 29V28H253ZM5 31H7L8 32V30L7 29H4ZM21 30V29H20ZM30 30V29H29ZM28 30V31H29ZM34 30V29H33ZM154 30V31H153ZM241 29H239V31H240ZM242 30H244V29H242ZM5 31H4V34H5ZM9 31H11V29L9 30ZM24 31V30H23ZM51 31V30H50ZM64 31V32H63ZM66 31H67V33H66ZM227 31V30H226ZM254 31H256V29H254ZM6 32V33H7ZM18 32H20V31H18ZM33 31L31 30V32H29V33H27V30L25 29V32H24V34L22 33V32H20V34L22 33L23 34V36L24 35H29L30 33H32ZM43 32H45V33H43ZM42 33L40 32H38V34H41V35H39L40 36V38H41V36H42V34H43V36L46 34V31H43ZM48 33H49V31H47ZM203 32V33H202ZM216 32V31H215ZM217 32H218V29H217ZM220 32H221V35H224V38H225V36H227V35H225V34H223V32H225V31H223V30H220ZM232 32V31H231ZM230 32V30H229V32H227V34L228 33H231ZM237 32H238V30H237ZM236 32V33H237ZM9 33V32H8ZM25 33H27V34H25ZM34 34H36L37 33V30L35 31V32H33ZM33 33L31 34V35H33ZM184 33V32H183ZM204 33H208V35L209 36H206V34H204ZM219 33V32H218ZM238 33H240V32H238ZM258 33H260L259 31H258ZM2 35H3V32L1 33ZM13 34V32L11 33V35ZM21 34V35H22ZM66 34H67V36H66ZM73 34H75V35H73ZM247 34H249V33H247ZM9 35V34H8ZM15 35V37H16V34H14ZM18 35H19V33H18ZM21 35H19V37H22ZM37 35V34H36ZM36 35H33V36H35L36 37ZM184 35V34H183ZM217 35V34H216ZM220 35V34H219ZM229 35V34H228ZM242 35V34H241ZM38 36V35H37ZM42 36V38H43V40L45 39V37H43ZM47 36H49V35H47ZM53 36V35H52ZM52 36H50L51 38H52ZM64 36H66L65 38H64ZM215 36V35H214ZM230 36H232V35H230ZM240 36V35H239ZM245 36V35H244ZM13 38V36H12V38H11V42L13 41V43L15 44L16 42L17 43H20L19 42V40L18 39H16V38ZM18 37V38H19ZM54 37L57 39V37L55 36V33H54ZM54 37H53V39L52 40H54ZM69 37H67V38H69ZM157 37L158 36H156V38H154V39H157ZM183 37H186V36H183ZM221 37V36H220ZM232 37H234V36H232ZM243 36H241L240 38H242ZM248 37H250L249 35H248ZM254 37V36H253ZM256 37V36H255ZM39 38V37H38ZM40 38H39V40H40ZM41 38V39H42ZM51 38H47L46 37V39L47 40H49V39H51ZM221 38H223V37H221ZM220 38V39H221ZM239 38V37H238ZM236 39L235 41L237 42V40H240V39ZM258 38V37H257ZM13 39H15V40H13ZM20 39V38H19ZM22 39V38H21ZM24 39V38H23ZM30 39H35V40H37L36 38H33L32 36L29 38V40ZM61 39H60V43H59V45L60 44H62L63 45V42L61 43ZM72 39V40H71ZM213 39H215L214 37H213ZM217 39H219V37L217 38ZM219 39V40H220ZM28 40V39H27ZM26 39L24 40V41H26L27 43H31V44H34L35 42H30V41H27ZM35 40H33V41H35ZM42 40V41H43ZM47 40H45V44H46V46L47 45H49V44H51L50 42H52V40H50V42L48 43V41ZM94 40V41H93ZM211 40H212V38H211ZM244 40V39H243ZM242 40V41H243ZM15 41V42H14ZM21 42H24V41H22V40H20ZM54 41H57V40H54ZM53 41V42H54ZM72 41H73V43H77V44H74L75 46L77 45V47H75L74 45H73V43H72ZM105 41V39H103V42ZM145 41V43H143ZM217 41V40H216ZM231 40H230V38H229V42H230ZM251 41H253V39L251 40ZM250 41V42H251ZM37 42V44L39 45V43L41 42V41H36ZM39 42V43H38ZM52 42V43H53ZM58 42V41H57ZM102 42V43H103ZM148 42V43H147ZM156 42H158V43H160L158 40H156ZM187 42V43H188ZM232 43L234 42V41H231ZM255 42V44H256V41H254ZM44 43H40V45L42 44H44ZM48 43V44H47ZM79 43V44H78ZM221 43V42H220ZM227 43V42H226ZM30 44V45H31ZM36 44V47H38V45ZM44 44V45H45ZM56 44V43H55ZM54 44V45H55ZM66 44V45H67ZM81 44L83 45L82 47H81ZM107 44V43H106ZM156 44V43H155ZM240 44V43H239ZM243 44V43H242ZM248 44H249V41H248ZM7 45V44H6ZM20 45H22L21 43H20ZM54 45H53V47H54ZM56 45H58V44H56ZM61 45V46H62ZM80 45V46H79ZM102 45H104V44H102ZM158 45V44H157ZM188 45V44H187ZM208 45H210V44H208ZM222 44H219L218 46L220 47V46H223ZM226 45V46H225ZM238 45V44H237ZM258 45V44H257ZM4 46V45H3ZM51 45H49V47H50ZM79 46V47H78ZM93 46H95L94 44H93ZM101 46V45H100ZM233 46H235V45H233ZM255 46V45H254ZM254 46L252 45V46H248V50H249V48H254ZM44 47V46H43ZM48 47V46H47ZM53 47H51V48H53ZM151 47V46H150ZM153 47V46H152ZM218 47V48H219ZM242 47V46H241ZM257 47V46H256ZM255 47V48H256ZM9 48H11V47H9ZM16 49L15 48V46H13L12 45V48L11 49ZM40 49L42 48L41 46L39 47ZM46 48V47H45ZM50 48V49H51ZM64 48V47H63ZM76 48V49H75ZM87 48H89V47H87ZM138 48V47H137ZM136 48V49H137ZM161 48V47H160ZM214 48V47H213ZM220 48H222V47H220ZM238 48V47H237ZM240 48V47H239ZM245 47H243V49H244ZM250 49V50H254V49ZM20 49V48H19ZM19 49H18V51H19ZM28 48H26L25 47V50L27 51V55H30V54H28L29 52L31 53V51L32 50H34L33 48H32V50H31V48L29 49V52H28V50H27ZM38 49V48H37ZM97 51H96V50ZM144 49V48H143ZM143 49H138V50H142V52H144V50ZM147 49V48H146ZM145 49V50H146ZM150 49V48H149ZM158 49H159V46H158ZM241 49V48H240ZM256 49H258V47L256 48ZM24 50V51H25ZM45 50H48V49H45ZM61 50H63V49H61ZM65 50V49H64ZM193 50V49H192ZM191 50V51H192ZM198 49H196V51H197ZM200 50V49H199ZM202 50V51H203ZM10 51V50H9ZM13 51V50H12ZM25 51V52H26ZM35 52H37V50H34ZM39 51V50H38ZM44 51V50H43ZM51 51V50H50ZM76 51V52H77ZM80 51H81V49H80ZM83 51H85V49H83L82 50V52ZM90 51V50H89ZM89 51H87V52H89ZM150 51V50H149ZM149 51L147 52V54L149 53ZM190 51V52H191ZM195 51V52H196ZM214 51V50H213ZM231 51V52H230ZM244 51V50H243ZM242 51V49H241V52H243ZM3 52V51H2ZM34 52V53H35ZM42 52V51H41ZM47 52V51H46ZM52 52V51H51ZM54 52V51H53ZM52 52V53H53ZM58 52V51H57ZM60 52V51H59ZM58 52V53H59ZM68 52V51H67ZM76 52H74V54L76 53ZM77 52V55L79 54ZM87 52L86 53H84L85 55L87 54ZM150 52H152V51H150ZM204 52H202V53H204ZM235 52V51H234ZM239 53V50H238V54H242V53ZM19 53V55H20V53L22 54V52H21V49H20V51L18 52ZM17 53V54H18ZM48 53V52H47ZM46 53V54H47ZM81 53V52H80ZM140 53V52H139ZM146 52H144V54H145ZM236 53V52H235ZM12 54V53H11ZM16 54V55H17ZM32 54V53H31ZM37 54H39V53H37ZM45 54V53H44ZM43 54V55H44ZM62 54V52H60V55ZM67 54H69V56H70V52L69 53H67ZM82 54V53H81ZM80 54V55H81ZM91 54H94V56L96 57H94L93 55H91ZM133 54V55H132ZM141 54V53H140ZM144 54L142 53L141 54V56H143L144 57ZM146 54V55H147ZM152 54V56H153V53H151ZM259 54V53H258ZM18 55V56H19ZM40 55V54H39ZM49 55V54H48ZM58 56L57 57H59L60 58V60H59V63H57V65H55V66H53L54 68H53V70L55 69V67L56 66H59L60 65V67H62L61 65H63V64H66L67 62H65V61H63L64 63H62V64H60L61 62L60 61H62V60H65V58H67L66 56H64V58L62 57L63 55H61V57H62V59H61V57H60V55L59 54H57ZM64 55H66V53H64ZM73 55V54H72ZM88 55V56H89ZM136 55V54H135ZM161 55V54H160ZM249 55H252L253 57L254 56H256L257 55V53L256 54H249ZM264 55V54H263ZM34 55L32 54L31 55V58L33 57ZM46 56V55H45ZM74 56V55H73ZM76 56V55H75ZM88 56H86V57H88ZM92 56L94 57V58H92ZM209 56V55H208ZM243 56V55H242ZM12 57V56H11ZM21 57V56H20ZM26 57H28V56H25V57H23L22 56V58H26ZM36 57V56H35ZM43 57V56H42ZM49 57V56H48ZM47 57V58H48ZM76 57H78V56H76ZM85 56H83V58H84ZM198 57V56H197ZM6 58V57H5ZM9 58V57H8ZM13 59H15V57H12ZM46 58V59H47ZM75 58V57H74ZM81 58V57H80ZM138 58H141V57H138ZM146 59H147V57H145ZM161 58V57H160ZM7 59V58H6ZM20 59V58H19ZM18 58H17V63L19 62L18 60H19ZM27 59H29V57L28 58H26L25 59V61L27 60ZM50 59V58H49ZM54 59H55V57H54ZM68 59H69V57H68ZM68 59H67V61H68ZM70 59H72V58H70ZM98 59V60H97ZM126 61H125V60ZM135 59H136V57H135ZM145 59V60H146ZM150 59V58H149ZM151 59H152V57H151ZM150 59V60H151ZM261 59V58H260ZM8 60V59H7ZM16 60V59H15ZM22 60V59H21ZM30 60V59H29ZM34 60H37V59H34ZM41 60V59H40ZM40 60H38L39 62H40ZM122 60V61H121ZM156 60V59H155ZM168 60V61H169ZM38 61H37V63H38ZM43 61H44V59H43ZM50 61V62H49ZM48 62L49 63H52L53 64V62H52V59L51 60H49ZM69 61H71V60H69ZM73 61V60H72ZM94 61V60H93ZM120 61H121V63H120ZM152 61V60H151ZM263 61V60H262ZM13 62V61H12ZM15 62V61H14ZM13 62V63H14ZM28 63H29V61H27ZM31 62H32V60H31ZM34 62V61H33ZM32 62V63H33ZM84 62V61H83ZM82 62V63H83ZM87 62V61H86ZM88 62H89V60H88ZM88 62H87V64H88ZM140 62H142V60L140 61ZM144 62V61H143ZM244 62H248L246 65H243V64H241V63H244ZM22 63H24V60L22 61ZM26 63V62H25ZM32 63H30L31 65H32ZM36 63V62H35ZM36 63V64H37ZM43 63V62H42ZM74 63V62H73ZM73 63H72V65H73ZM80 63V62H79ZM91 63H93V62H91ZM136 63V62H135ZM147 63H149L150 64V61L148 62V60H147ZM251 63V64H250ZM19 64V63H18ZM17 64V65H18ZM55 64V63H54ZM53 64V65H54ZM141 64V63H140ZM145 64V63H144ZM158 64H160L159 62H158ZM193 64V65H192ZM249 64V65H248ZM12 64H10L9 65V67L11 66ZM16 65V66H17ZM43 65H45V64H43ZM68 65V64H67ZM66 65V66H67ZM82 65H84V63L82 64ZM81 65V66H82ZM95 65V66H96ZM128 65V64H127ZM131 65H129L130 67H131V69H132V67L133 66H131ZM161 65V64H160ZM1 66V65H0ZM13 66V65H12ZM15 66V67H16ZM19 66H21L20 64H19ZM25 66H26V64H25ZM24 66V67H25ZM29 66V65H28ZM32 66H34V65H32ZM38 66V65H37ZM42 66V65H41ZM71 66V65H70ZM88 66H90V65H88ZM92 66V65H91ZM137 66V65H136ZM146 66H147V64H146ZM193 66V67H192ZM2 67V66H1ZM0 67V68H1ZM3 67H5L6 68V66H3ZM31 67V66H30ZM43 68H44V66H42ZM60 67H56L57 69L55 70L56 72H54L53 70L51 71L50 70V72H53V73H56V74H58L57 73V71L60 69ZM122 67H123V65H122ZM121 66H120V68H122ZM128 67V66H127ZM166 69H165V68ZM232 67H233V70H232ZM8 68V67H7ZM6 68V69H7ZM35 68V67H34ZM39 68H41V67H39ZM59 68V69H58ZM64 68H66L65 67V65H64ZM68 68H69V66H68ZM114 68V69H113ZM164 68V69H163ZM21 69H22V67H21ZM32 69V68H31ZM50 69V68H49ZM49 69H48V67H47V69L46 70H48L49 71ZM77 69V68H76ZM80 69V68H79ZM92 69H93V66H92ZM113 69V70H112ZM124 69V68H123ZM122 69V71H124ZM134 69V68H133ZM152 69V68H151ZM195 69V68H194ZM35 70L37 71V70H40V69H36L35 68ZM65 70V69H64ZM111 70V71H110ZM116 70V69H115ZM127 70H129L128 68H126V72H127ZM160 70V69H159ZM7 71V70H6ZM8 71H10V74H11V69H9ZM31 71V70H30ZM44 71H45V68H44ZM61 71V70H60ZM66 71V70H65ZM117 71V70H116ZM134 71L135 72H138V71H136L135 69H134ZM239 71V72H238ZM21 72V71H20ZM27 72V71H26ZM26 72H24V74L26 73ZM62 72V71H61ZM118 72H119V70H118ZM130 72L131 71H128L127 73H129L130 74ZM237 72H238V74H237ZM22 73H23V71H22ZM22 73H21V75L19 76V74L18 75H16V76H19V77H21V78H23L22 76L24 75H22ZM30 73H32V71L30 72ZM83 73V72H82ZM110 73V74H109ZM114 73V72H113ZM127 73H125V74H127ZM148 73V72H147ZM157 73V72H156ZM262 73V72H261ZM3 74V73H2ZM7 75V73L5 72L2 76H1V74H0V79L4 76V75ZM33 74H34V72H33ZM42 74V73H41ZM119 74H121V73H119ZM128 74V75H129ZM197 74V73H196ZM235 74H237V75H239V78H242V80H243V84L241 85V83H238V82H234L233 81V75L235 76ZM6 75H5V77H6ZM14 75H15V72H14ZM26 75V74H25ZM24 75V76H25ZM113 75H115V74H113ZM113 75H110V76H112L113 77ZM124 75V74H123ZM131 75H133V74H131ZM158 75H156V76H158ZM236 75V76H237ZM262 75V74H261ZM264 75V74H263ZM8 76V75H7ZM15 76V77H16ZM31 76H32V74H31ZM43 76V75H42ZM58 76H60V75H58ZM83 76V75H82ZM125 76V78H126V75H124ZM134 76H136V74L134 75ZM155 76V77H156ZM28 77V76H27ZM30 77V76H29ZM39 77V76H38ZM45 76H43L42 78L43 79H45L44 78ZM48 77V76H47ZM78 77V76H77ZM81 77V76H80ZM111 77V78H112ZM11 78V77H10ZM10 78H6L7 79V81H5L4 80V82H6V83H4L3 82V79H2V82H3V84L2 85H5V84H7L8 83V81L9 80H11L12 78L14 79V77L12 76V78L10 79ZM17 78V77H16ZM15 78V79H16ZM49 78H50V75H49ZM88 78V79H89ZM98 78H100V79H98ZM110 78V77H109ZM110 78V79H111ZM121 78V77H120ZM128 78V77H127ZM136 78V77H135ZM14 79V80H15ZM26 79H29V78H26ZM25 78H24V80H26ZM30 79H31V77H30ZM33 79V78H32ZM36 78H34V80H35ZM51 79V78H50ZM103 79H106L105 81H103ZM109 79V80H110ZM123 79V78H122ZM121 79V80H122ZM147 79V78H146ZM151 79V78H150ZM33 80V81H34ZM41 80V79H40ZM39 80V81H40ZM82 80V79H81ZM86 80V79H85ZM90 80V79H89ZM90 80V81H91ZM108 80V81H109ZM115 80V79H114ZM113 80V81H114ZM127 80V79H126ZM126 80H124V81H126ZM130 80V79H129ZM137 80V79H136ZM241 80V81H242ZM11 81H13V80H11ZM16 81V80H15ZM20 81V80H19ZM19 81H18V83H19ZM52 81H53V79H52ZM57 81H59V80H57ZM68 81V80H67ZM70 81V80H69ZM72 81V80H71ZM83 81V80H82ZM94 81V82H95ZM100 81V82H101ZM154 81V80H153ZM171 81V82H170ZM1 82V83H2ZM21 82V81H20ZM35 82H37V81H35ZM34 82V84H36ZM93 81H91V83H94ZM99 82V81H98ZM110 82V81H109ZM112 82V81H111ZM222 82H224V80H222ZM221 82V83H222ZM13 83H15V82H13ZM13 83L11 84V82H10V84L13 86ZM23 83V82H22ZM45 83H46V81H45ZM146 83V82H145ZM145 83H143L144 85H145ZM148 83V82H147ZM227 83H230V82H227ZM237 83V84H236ZM16 84H17V82H16ZM41 83H39L38 84V82H37V85L39 86ZM50 84V83H49ZM49 84H48V86H49ZM83 84V83H82ZM90 84V83H89ZM95 84H96V82H95ZM100 84V83H99ZM98 84V85H99ZM118 84V83H117ZM126 84V83H125ZM128 84V83H127ZM127 84H126V86H127ZM132 83H130V85H131ZM135 84V83H134ZM15 85V84H14ZM22 85V84H21ZM28 85V84H27ZM42 85H44V83H42ZM41 85V86H42ZM76 85V84H75ZM129 85V86H130ZM223 85V84H222ZM229 85V86H228ZM1 86V85H0ZM17 85H15V87H16ZM24 86H26V84L25 85H23V89H26L27 87H24ZM31 86H33L32 84H31ZM37 86V87H38ZM45 86V85H44ZM47 86V85H46ZM45 86V87H46ZM81 86V85H80ZM95 86V85H94ZM107 86H109V85H107ZM132 86H134V85H132ZM137 86V85H136ZM139 86V85H138ZM143 86V85H142ZM142 86L140 87V88H142ZM2 87H4V86H2ZM10 87V85H8V87H6V88H9ZM14 87V88H15ZM19 87V86H18ZM51 87V86H50ZM57 87V86H56ZM55 87V88H56ZM106 87V86H105ZM113 87V86H112ZM131 87V86H130ZM228 87V88H227ZM13 88V87H12ZM20 88H21V86H20ZM33 88H35V85L33 86ZM48 88V87H47ZM80 88V87H79ZM94 88V87H93ZM96 89H98L97 88V86L95 87ZM132 88V87H131ZM137 88V87H136ZM135 88V89H136ZM155 88H157L156 90H154V92L153 93H155L156 94V92L155 91H159V88H158V86L157 87H155ZM164 88V87H163ZM163 88H160L161 89V91H163L162 89ZM204 88H205V86H204ZM1 89V88H0ZM22 89V88H21ZM30 90H31V88H29ZM36 89H40V88H36ZM43 89V88H42ZM44 89H46V88H44ZM49 89V88H48ZM48 89L46 90V92L48 91ZM52 89V88H51ZM102 89H103V86H102ZM111 89V88H110ZM113 89V92H114V88H112ZM127 89H129V87L127 88ZM134 89V90H135ZM138 89V88H137ZM5 90L6 89H1V91H4L5 92ZM20 90V89H19ZM19 90L17 89V93L15 92L14 93V95L15 94H18V93H21V92H19ZM29 90V91H30ZM75 90V89H74ZM86 90V89H85ZM95 90V89H94ZM100 89H98V90H96V91H99ZM105 90V89H104ZM107 90V89H106ZM147 90H148V88H147ZM146 90V91H147ZM0 91V92H1ZM7 91V90H6ZM11 91V90H10ZM14 91H15V89H14ZM24 91V90H23ZM26 91H28V89L26 90ZM35 91V90H34ZM53 91V90H52ZM73 91V90H72ZM136 91V90H135ZM135 91H133V92H135ZM25 92V91H24ZM37 92V91H36ZM49 92V91H48ZM77 93H78V89H77V91H76ZM120 92V91H119ZM141 92V91H140ZM145 92V91H144ZM170 92V91H169ZM2 93V92H1ZM0 93V94H1ZM6 93H9V91L8 92H6ZM11 93H13V92H11ZM10 93V94H11ZM31 93H33L32 91H31ZM43 93L44 92H42L41 94L43 95ZM103 93H104V91H103ZM109 93V92H108ZM124 93H125V91H124ZM163 93V92H162ZM171 93H169V94H171ZM3 94L4 93H2V96H3ZM40 94V93H39ZM38 94V97L40 98V96L41 95H39ZM54 94V93H53ZM159 95H161L160 93H158ZM157 94V95H158ZM165 94V93H164ZM13 95V94H12ZM22 95V94H21ZM24 95L25 94H23V97H24ZM27 95V94H26ZM30 95V94H29ZM52 95V94H51ZM146 95V94H145ZM150 95V94H149ZM204 95V96H203ZM5 96V95H4ZM3 96V97H4ZM34 96H36V95H34ZM44 96V95H43ZM46 96V95H45ZM44 96V97H45ZM73 96V95H72ZM118 96V95H117ZM163 96V95H162ZM168 96V95H167ZM199 96H201V98L199 97ZM202 96H203V98H202ZM221 96V95H220ZM1 97V96H0ZM8 97H10V96H8ZM12 97V96H11ZM19 97V95L16 97V99ZM22 96H21V98H22V100L24 99ZM27 97V96H26ZM38 97H37V100L39 101V99H38ZM48 97V96H47ZM50 97V96H49ZM116 97V96H115ZM114 97V98H115ZM160 97V96H159ZM21 98L19 99L20 101H21ZM53 97L51 96V98L50 99H52ZM68 98V97H67ZM80 98H83V97H80ZM117 98V97H116ZM148 98V97H147ZM222 98V97H221ZM8 99V98H7ZM6 99V100H7ZM11 99H13V98H11ZM45 99V98H44ZM49 99V100H50ZM90 99V98H89ZM112 99V98H111ZM161 99V98H160ZM169 99H171V97L169 98ZM2 100V99H1ZM6 100H3V101H1V102H4V101H6ZM33 100V99H32ZM35 100V99H34ZM48 100V101H49ZM81 100V99H80ZM108 100V99H107ZM167 100V99H166ZM208 100H210V98L208 99ZM219 100V99H218ZM221 100V99H220ZM8 101V100H7ZM25 101V100H24ZM42 100L40 99V102H41ZM46 101V100H45ZM73 101V100H72ZM99 101H101V100H99ZM98 101V102H99ZM109 101H111V100H109ZM108 101V102H109ZM168 101V100H167ZM1 102H0V105H1ZM17 102H19V101H17ZM16 102V103H17ZM22 102V101H21ZM26 102H27V100H26ZM36 102V101H35ZM81 102H82V100H81ZM84 102V101H83ZM106 102V101H105ZM107 102V103H108ZM176 102V101H175ZM200 102V101H199ZM10 104H11V102H9ZM12 103H14V101L12 102ZM34 103V102H33ZM38 103V102H37ZM36 103V104H37ZM52 103V102H51ZM54 103V102H53ZM91 103V102H90ZM103 103V102H102ZM173 103V104H172ZM179 103V102H178ZM219 103V102H218ZM4 103H2V106H4L3 105ZM21 104V103H20ZM23 104H24V102L21 104L22 106H23ZM26 104V103H25ZM35 103H34V105H36ZM39 104V103H38ZM70 104V103H69ZM72 104V103H71ZM78 104H80V103H78ZM101 104V103H100ZM179 104V105H180ZM41 105V104H40ZM43 105V104H42ZM41 105V106H42ZM47 105V104H46ZM81 105V104H80ZM96 105V104H95ZM103 105H105L106 106V104L104 103ZM109 105V104H108ZM107 105V106H108ZM155 105V104H154ZM186 105V106H185ZM8 106V105H7ZM12 107H13V105H11ZM18 106H19V104H18ZM27 106V105H26ZM26 106L24 107V108H26ZM37 106V105H36ZM36 106H34L35 107V109H36ZM51 106V105H50ZM64 106H68L67 104L66 105H64ZM70 106V105H69ZM82 106V105H81ZM100 106V105H99ZM98 106V107H99ZM114 107H115V105H113ZM113 106H109V108L110 107H113ZM135 106V105H134ZM152 106V105H151ZM11 107V108H12ZM17 107V106H16ZM29 107H31V105L29 106ZM53 107V106H52ZM71 107H72V105H71ZM70 107V108H71ZM80 107V106H79ZM91 107V106H90ZM176 107V106H175ZM184 107H186V108H184ZM10 108V107H9ZM13 108H15V105H14V107ZM32 108V107H31ZM31 108H28V110L29 109H31ZM39 108V107H38ZM56 108V107H55ZM61 108H63V107H61ZM61 108H56V110L57 109H61ZM70 108H67V109H69L70 110ZM73 108V107H72ZM88 108V107H87ZM86 108V109H87ZM101 108V107H100ZM16 109V108H15ZM94 109V108H93ZM105 109L106 108H104V110L103 111H105ZM112 109V108H111ZM154 109V108H153ZM187 109H186V111H187ZM194 109V108H193ZM193 109H191V111L193 110ZM196 109V108H195ZM194 109V110H195ZM4 110V109H3ZM5 110H7V109H5ZM19 110V109H18ZM32 110V109H31ZM63 110H66V107H65V109H63ZM63 110H61V111H59V112H64ZM84 110H85V108H84ZM102 110V109H101ZM109 110V109H108ZM108 110H107V112H108ZM16 111V110H15ZM33 111V110H32ZM31 111V113H33L34 111L36 112V110H34L33 112ZM39 111V110H38ZM41 111V110H40ZM51 111H53V109L51 110ZM90 111V110H89ZM97 111V110H96ZM155 111V110H154ZM158 111V110H157ZM20 112H21V110H20ZM34 112V113H35ZM48 112V111H47ZM70 113H71V110L69 111ZM76 112V111H75ZM82 113H83V111H81ZM88 112V111H87ZM102 112V111H101ZM100 112V113H101ZM110 112V111H109ZM137 112V111H136ZM146 112V111H145ZM26 113V111L24 112V113H22V114H25ZM28 113H30V111L28 112ZM105 113V112H104ZM156 113V112H155ZM192 113V112H191ZM6 114V113H5ZM10 114V113H9ZM8 114V115H9ZM12 114H13V112H12ZM16 114V113H15ZM36 114V113H35ZM34 114V115H35ZM86 114H89V113H86ZM85 114V115H86ZM97 114H99V112H97ZM102 114V113H101ZM101 114H100V116H101ZM119 114V113H118ZM2 115V114H1ZM0 115V116H1ZM7 115V114H6ZM27 115V114H26ZM40 115H42V114H40ZM46 115V114H45ZM50 116V114H47V116ZM55 115H56V113H55ZM73 115V114H72ZM75 115V114H74ZM83 115H84V113H83ZM105 115V114H104ZM110 115V114H109ZM120 115V114H119ZM137 115H138V112H137ZM156 115V114H155ZM159 115V114H158ZM3 116V115H2ZM12 116V115H11ZM10 116V117H11ZM13 116H14V114H13ZM16 116V115H15ZM29 116H31V115H27V117H29ZM48 116V117H49ZM60 116V115H59ZM66 116H68V115H66ZM81 116H82V114H81ZM93 116H94V114H93ZM97 116V115H96ZM133 116H134V114H133ZM136 116V115H135ZM185 116V115H184ZM19 117V116H18ZM23 117V116H22ZM27 117H26V119H27ZM57 117V116H56ZM55 117V118H56ZM63 117V116H62ZM65 117V116H64ZM86 117H88V116H86ZM112 117V116H111ZM121 117V116H120ZM138 117V116H137ZM137 117H135V118H137ZM141 117V116H140ZM139 117V118H140ZM202 117V116H201ZM215 117V116H214ZM30 118H32V117H29L28 118V121H29V119ZM34 118V117H33ZM32 118V120H34ZM36 118V117H35ZM45 118H46V116H45ZM71 118V117H70ZM84 118V117H83ZM81 119V120H84V119ZM117 118V117H116ZM194 118V119H193ZM2 119H4L3 117H2ZM10 119V118H9ZM23 119H25V118H23ZM48 119V118H47ZM111 119V118H110ZM0 120H1V118H0ZM14 120V119H13ZM38 120V119H37ZM98 120L99 119H93V120H91L90 122H86V124H85V122H83V124H82V121H80V123H81V125L80 124H78V123H76L77 122V120H76V122H75V119L74 120H71V121H73V122H70L72 125H71V129L73 130V135H69V139L72 141V142H75L76 144L78 143V147H79V145L81 146L82 144L81 143H83V142H87L89 139H91V136H90V138H89V130L92 128H94L95 129V126H97V125H99V123H98ZM159 120V119H158ZM194 120V121H193ZM200 120H202V119H200ZM23 121V120H22ZM27 121V122H28ZM34 121H36V120H34ZM34 121H33V123H34ZM106 121V120H105ZM136 121V120H135ZM167 121H165V122H167ZM191 121V122H190ZM6 122V121H5ZM30 122H31V120H30ZM29 122V123H30ZM78 122H79V120H78ZM108 122V121H107ZM120 122V121H119ZM32 123V124H33ZM63 123V122H62ZM69 123V122H68ZM102 123V122H101ZM118 123V122H117ZM160 123V122H159ZM205 123H206V125H205ZM2 124V123H1ZM18 124V123H17ZM35 125L36 124H38L37 122H35L34 123ZM33 124V125H34ZM42 124H45V123H42ZM57 125H58V123H56ZM67 124V123H66ZM65 124V125H66ZM111 124H112V120H111ZM164 124V123H163ZM165 124H167V123H165ZM165 124H164V127H165ZM179 124V123H178ZM177 124V125H178ZM22 125V127H24V125L23 124H21ZM32 125V126H33ZM34 125V126H35ZM176 124H175V126H177ZM17 126H19V125H17ZM26 126V125H25ZM28 126V125H27ZM26 126V128H28ZM29 126H30V124H29ZM33 126V127H34ZM39 126V125H38ZM45 126H46V124H45ZM55 126V125H54ZM64 126V125H63ZM102 126V125H101ZM136 126V125H135ZM167 126V125H166ZM200 126H202L201 128H200ZM208 126H210L209 128H210V130H211V125H208ZM216 126H214V124H213V127H216ZM14 127V126H13ZM12 127V128H13ZM36 127V126H35ZM34 127V128H35ZM41 127V126H40ZM104 127V126H103ZM140 127H142L141 126V124H140ZM159 127H161V124H160V126ZM158 127V128H159ZM162 127H163V125H162ZM161 127V128H162ZM189 127H190V129H189ZM222 127H223V129H222ZM227 127V128H226ZM14 128H16V126L14 127ZM32 128V127H31ZM43 128H44V126H43ZM68 128H69V126H68ZM143 128V127H142ZM148 128V127H147ZM187 128H188V130H187ZM203 128V129H202ZM207 128V127H206ZM208 128V129H209ZM219 128V129H218ZM225 128V129H224ZM7 129V128H6ZM18 129V128H17ZM29 129H30V127H29ZM48 129V128H47ZM116 129H118V128H116ZM120 129V128H119ZM156 128H154V130H155ZM163 129V128H162ZM170 129V128H169ZM5 130V129H4ZM8 130L10 131V128H8ZM8 130H6V131H8ZM19 130V129H18ZM23 130V129H22ZM45 130V129H44ZM102 130V129H101ZM160 130V129H159ZM175 130H176V128H175ZM202 130H204V132L202 131ZM5 131V132H6ZM37 131V130H36ZM48 131V130H47ZM46 131V132H47ZM100 131V130H99ZM157 131V130H156ZM213 131H211V132H213ZM4 132V131H3ZM4 132V133H5ZM16 132H18V131H16ZM22 132V131H21ZM20 132V133H21ZM35 132V131H34ZM42 132V131H41ZM40 132V133H41ZM45 132V133H46ZM57 132V131H56ZM55 132V133H56ZM63 132V131H62ZM168 132V131H167ZM204 134H203V133ZM208 132V131H207ZM210 132V133H211ZM3 133V134H4ZM13 133V132H12ZM19 133V132H18ZM29 133H30V131H29ZM40 133L39 134H37V135H40ZM44 133V134H45ZM54 133V134H55ZM150 133V132H149ZM185 133V134H186ZM0 134H2V133H0ZM7 135H11V134H8V133H6ZM21 134H23V133H21ZM47 134V133H46ZM118 134V133H117ZM139 134V133H138ZM14 135V134H13ZM42 135V134H41ZM49 136L50 135H52V134H48ZM64 135V134H63ZM100 135V134H99ZM102 135V134H101ZM5 136V135H4ZM12 136V135H11ZM17 136V135H16ZM23 136V135H22ZM28 136V135H27ZM32 136V135H31ZM33 136H35V135H33ZM47 136V135H46ZM47 137L48 139H50V137ZM62 136V135H61ZM105 136H106V134H105ZM115 135H113V137H114ZM120 136V135H119ZM150 136V135H149ZM149 136H146V139H147V137H149ZM186 136H188V134H186ZM2 137V136H1ZM7 137V136H6ZM5 137V138H6ZM15 137V136H14ZM29 137V136H28ZM38 137V136H37ZM53 137V136H52ZM101 137V136H100ZM103 137V136H102ZM107 137H109L108 138V140L109 139H112V138H110V137H112V133H111V135L110 136H106L104 139H106V141H107ZM152 137V136H151ZM173 137V136H172ZM4 138V139H5ZM21 138V137H20ZM39 138H41V137H39ZM44 138H46V137H44ZM114 138H116V136L114 137ZM209 138V139H208ZM63 139H64V137H63ZM102 139V138H101ZM170 139V138H169ZM7 141H8V139H6ZM5 140V141H6ZM9 140H10V138H9ZM33 140V139H32ZM37 140H38V138H37ZM36 140V141H37ZM40 140V139H39ZM60 140V139H59ZM93 140H94V138H93ZM92 139H91V141H93ZM112 140H115V139H112ZM111 140V141H112ZM117 140H118V137H117ZM12 141V140H11ZM14 141V140H13ZM26 141V140H25ZM35 141V142H36ZM49 141V140H48ZM55 141V140H54ZM104 141V140H103ZM105 141V142H106ZM161 141V140H160ZM10 142V141H9ZM20 142V141H19ZM24 142V141H23ZM22 142V143H23ZM35 142H33L34 144H36L35 145V147L38 145V141H37V143H35ZM94 142V141H93ZM97 142V141H96ZM110 142V141H109ZM172 142V141H171ZM174 142V141H173ZM172 142V143H173ZM3 143V142H2ZM15 144H16V142H14ZM26 143V142H25ZM32 143V142H31ZM32 143V144H33ZM49 143V142H48ZM51 143V142H50ZM100 143V142H99ZM126 143V142H125ZM148 143V142H147ZM181 143H179L178 145H177V143H176V145L177 146H179ZM15 144H13V145H11L10 143H9V145H11V146H14ZM27 144V143H26ZM25 144V145H26ZM45 144V143H44ZM75 144V145H76ZM86 144V143H85ZM85 144H83V145H85ZM89 144V143H88ZM93 144V143H92ZM95 144V143H94ZM134 144V143H133ZM24 145V144H23ZM25 145H24V147H25ZM39 145H41V144H39ZM38 145V146H39ZM52 145V144H51ZM65 145V144H64ZM166 145V144H165ZM16 146V145H15ZM14 146V147H15ZM26 146H28V145H26ZM29 146H30V144H29ZM50 145L48 144V147H49ZM127 146H129V145H127ZM135 146V145H134ZM137 146V145H136ZM146 146V145H145ZM164 146V145H163ZM177 146H175V147H177ZM31 147V146H30ZM52 147V146H51ZM76 147V146H75ZM97 147V146H96ZM153 147V146H152ZM165 147V146H164ZM171 147V146H170ZM182 147H181V149H182ZM37 149H38V147H36ZM46 148H47V146H46ZM65 148V147H64ZM80 148V147H79ZM166 148V147H165ZM178 148V147H177ZM16 149V148H15ZM36 149V150H37ZM95 149V148H94ZM98 149V148H97ZM121 149V148H120ZM152 149V148H151ZM150 149V150H151ZM156 149V148H155ZM169 149V148H168ZM167 149V150H168ZM10 150V149H9ZM20 149H18V151H19ZM84 150V149H83ZM128 150V149H127ZM130 150V149H129ZM160 150V149H159ZM172 149H169V151H171ZM177 150V149H176ZM175 150V151H176ZM13 151V150H12ZM96 151V150H95ZM98 151V150H97ZM101 151V150H100ZM122 151V150H121ZM157 151V150H156ZM161 151H162V149H161ZM160 151V153L161 154H163L162 152ZM168 151V152H169ZM20 152V151H19ZM31 153H32V151H30ZM39 152H41V150L39 149ZM163 152H164V150H163ZM172 152V151H171ZM35 153V152H34ZM51 153H53V152H51ZM95 153V152H94ZM139 153V152H138ZM159 153V156H161V154ZM173 153V152H172ZM172 153H171V155H172ZM178 153V152H177ZM176 153V154H177ZM125 154V153H124ZM165 154H167V153H165ZM162 155V157L164 158V156H166V155ZM23 155V154H22ZM37 155V154H36ZM80 155H81V153H80ZM126 155V154H125ZM153 155V154H152ZM168 155V154H167ZM174 155H175V153H174ZM178 155H179V153H178ZM14 156V155H13ZM24 156V155H23ZM26 156V155H25ZM25 156H24V158H25ZM143 156V155H142ZM141 156V157H142ZM183 156V155H182ZM1 157V156H0ZM78 157V156H77ZM100 157V156H99ZM162 157H161V159H162ZM170 157V155L169 156H167V158H169ZM172 157H173V155H172ZM172 157H170L169 159H171L172 160ZM29 158V157H28ZM148 158V157H147ZM176 158H179L180 159V157H176ZM181 158H183V157H181ZM97 159V158H96ZM165 159V158H164ZM173 159H174V157H173ZM155 160V159H154ZM167 160V159H166ZM170 160V162H172ZM35 161V160H34ZM157 161V160H156ZM162 161H164V160H162ZM176 161H179V160H176ZM180 161H183V160H180ZM4 162H6V160L4 161ZM32 162V161H31ZM91 162V161H90ZM109 162V161H108ZM159 162V161H158ZM166 161H164V163H165ZM174 162H175V159H174ZM174 162H172V163H174ZM51 163V162H50ZM77 163V162H76ZM163 163V162H162ZM161 163V164H162ZM167 163H169V160H167ZM3 164V163H2ZM33 164H34V162H33ZM36 164V163H35ZM79 164V163H78ZM88 164V163H87ZM152 164V163H151ZM193 164V165H192ZM100 165V164H99ZM108 165V164H107ZM147 165V164H146ZM163 165V164H162ZM170 165H172L171 163H170ZM169 165V166H170ZM103 166V165H102ZM151 166V165H150ZM166 166V165H165ZM177 166H179V165H177ZM187 166H189V164L187 165ZM187 166H185V167H187ZM5 167V166H4ZM47 167H48V165H47ZM73 167V166H72ZM93 167V166H92ZM179 167H181V166H179ZM183 167V166H182ZM7 168H9V166L7 167ZM7 168H5V169H7ZM11 168V167H10ZM9 168V169H10ZM15 168V167H14ZM151 168V167H150ZM162 168V167H161ZM170 168V167H169ZM173 168H176V167H173ZM190 168V167H189ZM8 169V170H9ZM19 169V168H18ZM22 169V168H21ZM32 169H34V168H32ZM149 169V168H148ZM152 169V168H151ZM166 169H167V167H166ZM187 169H188V167H187ZM186 168H185V171H188ZM4 170V169H3ZM3 170H2V172H3ZM17 170V169H16ZM102 170V169H101ZM175 170V169H174ZM6 170H4V172H5ZM13 171V170H12ZM29 171H31V170H29ZM28 171V172H29ZM40 171V170H39ZM89 171V170H88ZM111 171V170H110ZM166 171V170H165ZM171 171V170H170ZM176 171V170H175ZM3 172V173H4ZM7 172V171H6ZM20 172V171H19ZM24 172H26V171H24ZM44 172V171H43ZM114 172V171H113ZM117 172V171H116ZM136 172V171H135ZM13 173V172H12ZM31 173V172H30ZM45 173V172H44ZM51 173H52V170H51ZM51 173H50V175H48L47 174V176L48 177H50L51 176ZM158 173V172H157ZM14 174V173H13ZM12 174V175H13ZM17 174V173H16ZM21 174V173H20ZM28 176H29V174L28 173H26ZM60 174V173H59ZM117 174V173H116ZM116 174H113V175H111V174H109V175H111V176H114V175H116ZM135 174V173H134ZM141 174H142V172H141ZM149 174V173H148ZM162 173H161V171H160V175H161ZM1 175H3L2 173H1ZM19 175V174H18ZM42 175H44V174H42ZM108 174L107 175H105L104 174V179H105V177L106 178H108V176H109ZM132 175V174H131ZM137 175H139V174H137ZM159 175V176H160ZM21 176V175H20ZM41 176V175H40ZM45 176V175H44ZM66 176V175H65ZM117 176V175H116ZM141 176H143V175H141ZM140 176V177H141ZM1 177V176H0ZM46 177V176H45ZM53 177V176H52ZM86 177H88V176H86ZM133 177H135V175L133 176ZM137 177V176H136ZM139 177V176H138ZM148 177H149V175H148ZM4 178V177H3ZM24 178V176L22 177V179ZM31 177H29V179H30ZM58 178V177H57ZM64 179H66V177H63ZM110 178V177H109ZM113 178H115V177H113ZM142 179H143V177H141ZM150 178V177H149ZM14 179V178H13ZM43 179V178H42ZM42 179H41V181H42ZM119 179H121L120 178V175H119ZM134 179V178H133ZM145 179H146V177H145ZM145 179H144V181H145ZM6 180V179H5ZM23 180H25V179H23ZM39 180V179H38ZM86 180V179H85ZM94 180V179H93ZM114 180H116V179H114ZM118 180V179H117ZM137 180V179H136ZM153 180V181H154ZM0 181H4V180H0ZM13 181V180H12ZM10 179H9V181L8 182H11V184H14L13 182H16L17 181V179H16V181L14 180L13 182H12ZM19 181V180H18ZM17 181V182H18ZM99 181H100V179H99ZM104 181V180H103ZM111 181V180H110ZM112 181H113V179H112ZM55 182V181H54ZM63 182V181H62ZM95 182V181H94ZM115 182V181H114ZM120 182H122V181H117L116 183L117 184H119ZM126 182V181H125ZM146 182H149V181H146ZM25 183V182H24ZM26 183H27V185H28V183L29 182H27V178H26ZM31 183V182H30ZM85 183H89L88 182V180L85 182ZM91 183H92V181H91ZM91 183H89V184H91ZM99 183V182H98ZM97 183V184H98ZM139 183V182H138ZM23 184V183H22ZM50 184V183H49ZM100 184V183H99ZM104 184V183H103ZM109 184H111V183H108V185ZM112 184H113V182H112ZM159 184V183H158ZM15 185H17L16 183H15ZM20 185H21V183H20ZM27 185H21V186H23V187H25V191H27L26 189H27ZM31 185V184H30ZM30 185H28V187L30 186ZM35 185V184H34ZM47 185H48V183H47ZM47 185L45 186L46 187V189H48V187H47ZM54 185V184H53ZM62 185H63V183H62ZM65 185V184H64ZM105 185H107V184H105ZM114 185H115V183H114ZM122 185V184H121ZM128 186V183L126 184V183H124V186ZM167 185V184H166ZM8 186V185H7ZM49 186V185H48ZM66 186V185H65ZM80 186V185H79ZM94 186V185H93ZM97 187H98V185H96ZM143 186V185H142ZM145 186V185H144ZM153 186V185H152ZM169 186V185H168ZM174 186V187H175ZM6 187V186H5ZM23 187H22V189H23ZM44 187V188H45ZM92 187V186H91ZM95 187V186H94ZM100 187V186H99ZM105 187V186H104ZM110 187H113L112 185H110ZM115 187V186H114ZM123 187V186H122ZM147 187H149V186H147ZM154 186H153V188H155ZM1 188V187H0ZM38 188V187H37ZM42 188V187H41ZM57 188V187H56ZM55 188V189H56ZM96 188V187H95ZM126 188V187H125ZM150 188V187H149ZM152 188V187H151ZM1 189H3V188H1ZM29 189L31 190V188L29 187ZM39 189V188H38ZM43 189V188H42ZM99 189V188H98ZM107 189H109V188H107ZM123 189V188H122ZM10 190H11V188H10ZM9 190V191H10ZM40 190V189H39ZM38 190V191H39ZM49 190H51V188L49 189ZM117 190V189H116ZM125 190V189H124ZM123 190V192H122V194L125 192ZM146 190H149V189H146ZM153 190V189H152ZM182 190V191H181ZM29 191V190H28ZM42 191V190H41ZM81 191V190H80ZM143 191V190H142ZM43 192V191H42ZM46 192H49V191H46ZM52 192V193H51ZM50 193H51V195L52 194H54L53 193V190L51 191ZM61 192V191H60ZM82 192V191H81ZM99 192V191H98ZM119 192V191H118ZM121 192V191H120ZM126 192H127V190H126ZM153 192V191H152ZM30 193H31V191H30ZM50 193H49V195H50ZM57 193V191L55 190V194ZM65 192H63L62 194H64ZM147 193V192H146ZM54 194V195H55ZM86 194V193H85ZM90 194V193H89ZM111 194V193H110ZM117 194V193H116ZM126 194V193H125ZM124 194V195H125ZM181 194V195H180ZM19 196V197H21V198H16L15 196ZM48 195V194H47ZM48 195V196H49ZM50 195V196H51ZM60 195H61V193H60ZM80 195V194H79ZM82 195V194H81ZM81 195H80V198H81ZM124 195L122 196V197H124ZM150 195V194H149ZM183 195H185L184 197H182ZM13 196L16 198H14L13 199ZM44 196V195H43ZM46 196V195H45ZM62 196V195H61ZM93 196H94V194H93ZM120 196V195H119ZM143 196V195H142ZM148 196V195H147ZM181 196V197H180ZM52 197V196H51ZM50 197V198H51ZM54 197V196H53ZM69 197H71V196H69ZM90 198H91V196H89ZM100 197H101V195H100ZM115 197H117L116 195H115ZM152 197V196H151ZM60 198V197H59ZM65 198H66V196H65ZM89 198V199H90ZM109 199H110V197H108ZM112 198V197H111ZM128 198V197H127ZM145 198V197H144ZM19 199V200H18ZM52 199V198H51ZM62 199V198H61ZM69 199V198H68ZM89 199H86V201L87 200H89ZM94 199V198H93ZM92 199V200H93ZM97 199V198H96ZM107 199V198H106ZM129 199V198H128ZM131 199V198H130ZM146 199V198H145ZM21 200V201H20ZM24 200V201H23ZM37 200V202H34V201H36ZM100 200H102V198H100ZM99 200V201H100ZM104 200V199H103ZM102 200V201H103ZM108 200V199H107ZM126 200V199H125ZM151 200V199H150ZM29 202L28 204L26 203V202ZM69 201H70V199H69ZM84 201H85V198H84ZM86 201L84 202L85 203V205H87L86 204ZM67 201H65V203H66ZM71 202H72V200H71ZM120 202V203H119ZM65 203H64V205H65ZM79 203V202H78ZM77 203V204H78ZM83 203V204H84ZM94 203V202H93ZM92 203V204H93ZM101 203H103V202H101ZM112 203V202H111ZM135 203V202H134ZM60 204V203H59ZM66 204H68V203H66ZM89 204V203H88ZM91 204V203H90ZM104 204V203H103ZM112 204V205H113ZM138 204V205H137ZM74 205V204H73ZM73 205H71V206H73ZM79 205H81V202L79 203ZM104 205H106V206H109L110 204H104ZM112 205H111V207H112ZM37 206V207H36ZM22 207H27V209L28 208H31V209H34V210H36L35 211V213L37 212V210H39L38 211V215H31V217H25L24 215V213L22 212V214H24V215H18L17 213H19L20 211H21V209H22ZM75 207V206H74ZM78 207V206H77ZM76 207V208H77ZM87 207V206H86ZM103 207V206H102ZM114 207V206H113ZM21 208V209H20ZM39 208V209H38ZM55 207H53V209H54ZM64 208V207H63ZM76 208H73V209H71V210H76L77 211V209ZM100 208H101V206H100ZM108 208V207H107ZM110 208V207H109ZM115 208V207H114ZM117 208V207H116ZM66 209V208H65ZM81 209V208H80ZM84 209H86V208H84ZM88 209V208H87ZM101 209H103V208H101ZM100 209V210H101ZM105 209V208H104ZM112 209V208H111ZM119 209V208H118ZM136 209V208H135ZM60 210V209H59ZM67 210V209H66ZM79 210V209H78ZM82 210H83V208H82ZM89 210V209H88ZM107 210V209H106ZM105 210V211H106ZM137 210V209H136ZM32 211V210H31ZM30 211V212H31ZM65 211V210H64ZM63 211V212H64ZM69 211V210H68ZM72 211V212H73ZM75 211V212H76ZM103 211V210H102ZM105 211H103L104 212V214H105ZM111 211V210H110ZM120 211H121V209H120ZM125 211H128V210H125ZM124 211V209H123V212H125ZM131 211V212H130ZM48 212V211H47ZM50 212H51V210H50ZM59 213L61 212V210L60 211H58ZM57 212V213H58ZM83 212V211H82ZM100 212V211H99ZM122 212V211H121ZM26 213V212H25ZM28 213V212H27ZM58 213V214H59ZM74 213V212H73ZM85 213V212H84ZM108 213H110V212H108ZM65 214V213H64ZM72 214V213H71ZM77 214H79V213H77ZM81 214V213H80ZM61 216V215H60ZM111 216V217H110ZM109 217H110V219H109ZM188 220H190L191 221V223L188 221ZM188 221V223L189 224H191L190 226H189V224L188 223H185V222H187ZM151 228V229H152ZM195 229V230H194ZM205 230V231H204ZM208 230V231H207ZM210 231V232H209ZM213 231H216V233H215V236H213V234H214V232ZM170 233H172V234H170ZM192 233V234H191ZM126 236H125V235ZM134 234V235H133ZM125 236L126 237V240H125V242L124 243H117V242H119L118 240H116L117 239V237L119 236V237H121V236ZM133 235V236H132ZM176 235H173L174 237L176 236ZM196 235H198V236H196ZM200 235V236H199ZM194 236H196V238H192V237H194ZM118 237V238H119ZM204 237V236H203ZM164 238V239H163ZM167 238V239H168ZM180 238V239H181ZM205 238H207V237H205ZM209 238V237H208ZM212 238V239H213ZM222 238H224V239H222ZM179 239V238H178ZM188 239V238H187ZM203 239V238H202ZM210 239V238H209ZM208 239V240H209ZM215 239V238H214ZM148 240V241H147ZM154 240V241H155ZM169 240V239H168ZM181 240H183V239H181ZM198 240V239H197ZM196 240V241H197ZM217 240V239H216ZM230 240V242H228ZM143 241V242H142ZM172 241H175V239L173 238V240ZM185 241V240H184ZM139 242V243H140ZM157 242V241H156ZM165 242V241H164ZM183 241H181V243H182ZM185 242H188V240H186ZM191 242V244H193L192 243V241H190ZM190 242L189 243H187V244H190ZM232 242V243H231ZM111 243V244H110ZM117 243V244H116ZM158 243H159V241L157 242V245H158ZM162 244H163V242H161ZM153 244V243H152ZM160 244V243H159ZM179 244V243H178ZM177 244V245H178ZM207 244V243H206ZM229 244H230V246H229ZM105 245V244H104ZM107 245V244H106ZM163 245H165V244H163ZM180 245V244H179ZM197 245V244H196ZM232 245V246H231ZM128 246H130V245H127V249H128ZM135 245H133V247H134ZM143 246V245H142ZM141 245H140V247H142ZM145 246H143L144 248H146ZM150 246V245H149ZM154 246V245H153ZM156 246V245H155ZM192 246H194V247H192L191 249H193V248H195V245H192ZM4 247V248H3ZM110 247V248H111ZM138 247V246H137ZM142 247V248H143ZM152 247V246H151ZM174 247V246H173ZM181 247V246H180ZM179 247V248H180ZM206 248H208L207 246H205ZM211 247V246H210ZM231 247V248H230ZM103 248H104V246H103ZM110 248H109V250H110ZM123 248H125V247H123ZM135 248L136 247H134V250H135ZM160 248V247H159ZM178 248V249H179ZM212 248V247H211ZM96 249V248H95ZM100 249V248H99ZM98 249V250H99ZM102 249V248H101ZM129 249H130V247H129ZM137 249V248H136ZM168 249V248H167ZM183 249V248H182ZM188 249V248H187ZM197 250H198V248H196ZM63 250H65V251H63ZM104 250V249H103ZM106 250V249H105ZM108 250V249H107ZM131 250H133V249H131ZM133 250V251H134ZM141 250V249H140ZM147 250H148V248H147ZM157 250V249H156ZM209 250V249H208ZM207 250V251H208ZM38 251V250H37ZM45 251V250H44ZM102 250H100V252H101ZM113 251V252H112ZM133 251H130V252H133ZM136 252L138 251V249L137 250H135ZM134 251V252H135ZM142 251H143V249H142ZM142 251H140V254H141V252ZM186 251V250H185ZM39 252H41V251H39ZM109 252V251H105V254H107V253ZM129 252V253H130ZM144 252V251H143ZM154 252V251H153ZM197 251H195V253H196ZM165 253V252H164ZM171 253V252H170ZM179 253V252H178ZM187 253V252H186ZM200 253V252H199ZM34 254V253H33ZM46 254V256L47 257H49L50 255L46 252L45 253ZM44 254V255H45ZM49 256H48V255ZM98 254V253H97ZM137 254V253H136ZM177 254V253H176ZM191 254H193L192 252H191ZM213 254V253H212ZM17 255V254H16ZM44 255L42 256V254L41 255H39V256H42L43 258H44ZM61 255V254H60ZM69 255V256H70ZM96 255V254H95ZM195 255V254H194ZM4 256V255H3ZM6 256H8V255H6ZM18 256H20L19 254H18ZM22 256V255H21ZM37 256V255H36ZM38 256V257H39ZM101 256V255H100ZM106 256V255H105ZM104 256V257H105ZM108 256H110V255H108ZM107 256V257H108ZM119 256V255H118ZM182 256V255H181ZM201 256V255H200ZM206 256V255H205ZM1 257V256H0ZM91 257H92V254H91ZM113 257V256H112ZM116 257V256H115ZM138 257V256H137ZM151 257V256H150ZM149 257V258H150ZM176 257H178V256H176ZM22 259H23V257H21ZM26 258V257H25ZM42 258V259H43ZM69 258V257H68ZM99 258V257H98ZM101 258H102V256H101ZM109 258H111V256L109 257ZM120 258H121V256H120ZM119 258V259H120ZM134 258H136V257H134ZM146 258V257H145ZM160 258V257H159ZM1 259V258H0ZM8 259H11V258H8ZM7 259V260H8ZM22 259H20L19 258V260H22ZM95 259H97V258H95ZM119 259H116L115 258V261L116 260H119ZM152 259V258H151ZM154 259V258H153ZM152 259V260H153ZM166 259V258H165ZM182 259V258H181ZM189 259V258H188ZM212 259V258H211ZM38 260H41V257L39 258V259H37V261ZM47 260V259H46ZM46 260H43V261H45V263H47V262H49L48 260H47V262H46ZM53 260V261H52ZM94 260V259H93ZM108 260V259H107ZM111 261L113 260V259H110ZM110 260H108L109 262H110ZM126 260V259H125ZM129 260H130V258H129ZM167 260V259H166ZM206 260V259H205ZM8 261H10V260H8ZM69 261V260H68ZM121 261H122V259H121ZM133 262H134V260H132ZM146 261V260H145ZM144 261V262H145ZM150 261V260H149ZM157 261H159V260H157ZM211 261V260H210ZM217 261V260H216ZM0 262H1V260H0ZM19 263L20 264V262L19 261H14L13 263ZM42 262V261H41ZM97 262V261H96ZM102 262V261H101ZM109 262H107L108 264H109ZM117 262V261H116ZM123 262V261H122ZM143 262V263H144ZM199 262V261H198ZM214 262V261H213ZM106 263V264H107ZM118 263V262H117ZM150 263V262H149ZM7 264H8V262H7ZM23 264V263H22ZM48 264V263H47ZM94 264V263H93ZM111 264V263H110ZM119 264V263H118ZM129 264H130V262H129ZM145 264V263H144ZM180 264V263H179ZM197 264V263H196ZM205 264H207V263H205ZM212 264H214V263H212Z\"/></svg>",
  "mask_w": 264,
  "mask_h": 264
}]
</instances>
